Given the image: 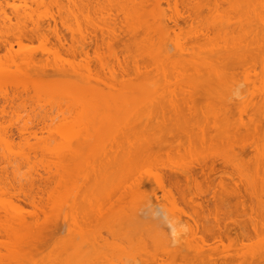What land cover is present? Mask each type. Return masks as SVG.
Segmentation results:
<instances>
[{"label": "rangeland", "instance_id": "obj_1", "mask_svg": "<svg viewBox=\"0 0 264 264\" xmlns=\"http://www.w3.org/2000/svg\"><path fill=\"white\" fill-rule=\"evenodd\" d=\"M38 1L39 0H37V3H35L34 0H25V1L24 0H0V12H1V15H0V32L2 31V33H0V35L6 37V38H4V37L2 38L0 36V38H2V39H0V41H4V40L7 41L9 39L11 41V43H13V51L12 52H6V50H4V49L0 51V65L1 66L4 65L3 67L0 66V73L3 74V72H4V76H5V72L8 71L7 74L8 73L10 74V72H11L12 73L11 75H13V76L10 75L11 77L6 76L4 78V76L0 74V79H1L0 80V82H1L0 91H2V92H0V95L4 92H7L8 95L10 96V95H13L11 93H13L14 91H16V92L18 91L19 93L24 95L23 96V95H20L18 93L20 96L24 97V99H21L22 97L20 98V100L18 99L19 101H17L15 103L16 105L14 104V107H11V109L6 108V110H5L6 113L4 110H2L3 100H2V98L0 99L2 101V102H0V264H54V263H57V264L62 263L63 264L64 262H66V261H64V259L66 260V258H67L66 256H69L70 254L72 255L74 252H75L74 253V256H75L78 249H79L78 254L84 252V254H79V255H81L82 259H80L81 257H78L79 255L76 256L77 259L75 258V260L73 257L70 256L73 261L77 260L79 263L77 261L72 262L71 258L70 259L67 258V260H68L67 264H70L69 261L72 262L71 264H75V263H77V264H90L94 260H95V262L93 264H96V262H98V264H102V262H103V264H109V262H110V264H264V214L260 215V216H249L250 211L247 209L246 212H248L247 213L248 216H244V215L242 216V215H238L237 212L232 211L231 217H236L237 222L235 225H230L229 228L234 229L238 234L246 233L248 235V237L245 238L244 240L242 239V240L238 241L236 244L232 245L228 241H226L227 239H223L224 241L222 243L218 242V240L217 241L213 240L212 238H210V236H208L204 232H201L200 230L198 232L194 231L193 233L189 232V234H188V232H183L182 228L185 227L184 222L187 219H184V221H182V223L177 224L176 223L177 221H175V220L177 219L176 216L178 215V213H176L177 211H175V208H174V212H173V206L170 203H169L170 204L169 205L168 202L164 200L166 206L163 205L164 204L163 203L160 208L159 207L157 208V204H155L156 203L155 199H154L155 201L154 200H152L153 202L151 201L153 204L150 202V199L151 198L153 199V196L150 194L151 193L153 194L154 191H157V192L159 191L158 190V184L156 182L157 181L156 178H158L159 174H161L162 172L165 171V168H166V171L170 170V169L187 170L188 168L196 165L197 163L201 162L205 158L229 157L230 156V150L232 152V150H237V148H239L243 145H248L251 142L256 143L255 146H258V152L260 155L264 152V134L263 135L260 134V137H258V136H259V133H261V132H259L257 134L258 135L257 137L254 136L253 133L250 134L251 135L250 136L248 134V132H243L240 135H238L241 131L238 134H234L235 130H233V128L236 129V127L241 128L242 127L241 124H244V125L249 124L250 126H248V127L246 126V129H248V128L252 129L253 125H251L250 123L254 124L257 122L259 123L258 126L260 128H262V130L264 128V64L263 63L261 64V62H260V60H262V59H260L259 57L256 58L260 63H258V61H257V63H255L256 59L254 60L252 58L255 62L252 63L253 60H251V63L248 62L249 64H246L247 61H244L245 64H241V62H243V59H247L246 57H248V56L245 55L246 57L245 56L243 57L242 55H240L241 54L240 53L239 54L240 58L243 57V59H241L242 61L240 62V64H237L238 62L237 63L235 62L236 65H233L234 64V62H232L233 60L230 59L232 61H230L231 63H228L227 59L229 57L224 56V57H227V59L223 58L224 59L223 60L224 65H225V63L231 64V65H228V67H227V65H225V67H226L225 70L222 69L223 67L221 68L222 70H220L219 66H221V64L223 63V62H220L221 64L218 67L214 64L215 67L214 66L210 67L211 70L209 69L206 72H200L202 65H204L206 63L205 59H203V57H205V55L203 57L201 56L202 58L197 55L199 52H200V54L201 53L203 54V52L206 51L208 48H209V50H207V51H209L208 53H210L211 50L213 49V47L217 46V48H218V46H220L221 42L223 43L221 45L224 46V42H225L224 40H227V38L229 39V37L231 38V36H233L232 37L233 39L231 38L233 41L241 44V42H242V41H240L241 35L236 36L238 33L237 31H239V28H241L240 22L239 23L237 22L241 18V16L239 14H241L242 12H237L238 8H240V7H237V11L234 9V11H233L234 13H233L231 7H235V6L228 7V4L230 6V3H231L230 0L229 1L225 0L226 3L224 2V0L223 1L220 0V1H222L221 3L219 0L217 2L215 0V5L212 3L214 6L211 3H209V6H208V4H206V2H205L206 0H161V1L159 0L160 1L159 3L162 2V4H159L158 5L159 7H157L158 9L156 10L157 5L155 6V3H157L158 0H150L151 2L148 0V2H146V3L144 2L145 5L148 3V9L144 8L145 9L144 10L142 7L144 5V3L143 2H142L143 4L141 3L142 0H137V1L135 0L136 2L134 0H130L132 3H129L130 2L129 0H118V1L113 0L114 2L112 0H110L111 2L109 0H106V1L100 0V3L98 2L99 0H94L97 2V5L94 1H91V0H87V1H91L90 2V4L92 3L91 5L89 3H88V5H86L87 1H85V0H79V2L77 0H75L78 3H80L82 1L81 5H83L84 9H82L83 11L81 12V11H78L80 8L78 7V4L76 2H74V0H68L69 2L67 0H62V2H65V3H62L60 0H44L45 2L43 1V3L42 2H40V3H42L43 5L45 4V5L44 6L39 5L40 7H38V4H39ZM70 1H72V2H70ZM126 1H127V3H126ZM143 1H146V0H143ZM25 2H26V4H25ZM53 2L56 6L53 5ZM107 2H109L111 4V6ZM122 2H123V4H122ZM209 2H211V1L209 0ZM212 2H214V1L212 0ZM227 2H230V3L227 4ZM13 3L17 6H20V7L14 6L17 9L16 8H15V10L12 9ZM57 3H58V5L62 4L64 6L70 5V3H71V5L73 4L72 7L74 9L71 6L69 8L67 7V9H65V7H62V6H61L62 7L61 8V7H59L60 5L59 6L57 5ZM74 3L77 5H74ZM112 3H116V4H114V6H112ZM137 3H138V5H137ZM124 4L127 6H125ZM130 4H132V5H130ZM139 4H142V6L139 7ZM217 4L219 6H217ZM226 4H227V6H226ZM81 5H79V6H81ZM89 5L91 6V8L90 7L87 8ZM93 5H95V6H93ZM74 6L75 7L77 6L78 8L76 7V9H78V10H76ZM124 6L127 7L126 9H128V7H129L130 10L126 11V9H124ZM96 7L98 8V11H97ZM136 7L137 8L139 7V9L142 8V10L140 9V11H139L140 13L138 11H136L137 10ZM211 7H212V9H211ZM227 7H228L229 12H231L232 14L228 13L226 15V11L224 12V10H227ZM243 7H245V6H243ZM18 8H20V11ZM45 8H47V9H45ZM81 8H82V6H81ZM209 8L211 10H209ZM229 8H231V9H229ZM68 9L70 10L69 12H68ZM84 10H86V11H84ZM122 10H124V11H122ZM235 11H236V13H235ZM2 12H5L6 14H4ZM23 13H25V16L24 15L23 16L26 18H24V17L22 18ZM58 13L60 14V17H59ZM86 13H88L89 19H87L88 16H86L87 15ZM20 14H21V16H20ZM27 14H29V15H27ZM164 14H165V16H164ZM229 14L231 17L229 16ZM5 15L8 16L9 18L8 17L5 18ZM51 15H53V17H51ZM127 15H129L128 18L132 16V18H130L132 21H129L130 19H128V21H127V18H126ZM141 15L142 16L144 15V17H146V18L141 17ZM156 15H157V17H156ZM158 15H160L162 18ZM234 15H235V17L237 15H239L237 17V19H239V20H235ZM30 16H32V18H30ZM232 16L234 19L232 18ZM104 17H106L105 20L107 23H104V21H103ZM138 17L140 18V20L138 19ZM19 18H20V20L21 19L23 20L22 24H23V22L25 24V25H22V26H24V30L26 31L25 36H24V32L19 33V29L20 28L23 29V27L19 23V22H21L19 20ZM107 18H108V20H107ZM142 18H143V20H142ZM164 18L166 19V21H168V19H170V18H171V20L173 18L175 20L178 19L179 20L178 21L179 26H175L174 23H172V21H171V23H169V26L171 27L170 30L169 31L167 30L168 32L166 30H163L164 28H166V27L163 28V25H165V24L162 25V23H163L162 21L165 22ZM218 18L223 19L222 22L227 20V19H231V21L230 20L226 21L229 24L235 23V22L238 23V24L235 23L236 25H233V26H235L234 28H236V29L233 28L235 31L230 30L231 29L230 27H232V24H231V26L229 25L230 27H228V30H227L226 28H224L227 25V23H225L226 24L225 26H224V22L221 23L220 31H221V29L224 28V29H226V32L223 29L226 34L229 32L228 35H226L223 32V30L221 32H219V33L223 32L221 35V39H223L222 37H224V36H229V37H226L225 39H223L224 42L222 40H220V38L218 36V34H219L218 33L219 28H217V27H219L218 21L221 22V20H216ZM2 19H4V20L1 21ZM9 19H11V23L13 26L10 25ZM86 19L89 21H87ZM92 19H94V20H92ZM156 20L158 21V23ZM233 20H235V21H233ZM34 21H35V24H34ZM101 21H103V23L107 27ZM125 21H127V22H125ZM214 21H216L217 24ZM3 22L6 25H3ZM5 22H7V23H5ZM88 22H89V25H88ZM31 23H33V25ZM36 23L39 24L38 25L39 27L43 26V28H44V26H47V25L51 27V28L49 27L50 30L48 28V30H49L48 32H47V30L45 31V33L46 32L47 33H46V35L44 34V36H45L44 38H42L43 36L41 38H39L41 35L39 37H37L38 34L36 36V33L34 32V28L37 27ZM90 23H91V25H90ZM157 24H158V26H159V24H161L162 30L160 32H162V31L164 32L162 34H163V37H165L164 39H166V40L163 39L162 34L160 32H158L159 34L155 33L156 32L155 30L159 29L158 26H157V28L155 27ZM215 24L217 25V27ZM242 24H243L242 30H244L245 29L244 27H246V26L244 23H242ZM14 25H16V27H18L17 25H19L20 28L18 27V30H17V29H15ZM207 25H209V26H207ZM174 26L177 28H173ZM214 26H215V28H217L216 30L214 29ZM222 26H223V28H222ZM39 27H38L39 32L40 31L42 32V30ZM101 27H102V29H105V28H108V29H106L104 31V30H101ZM109 27L114 28V31H113V28H112V31H113V33H115L114 34L115 36L116 35L118 36V38L114 42L113 46H111L109 49H107V46H103L102 48H97V44H95L97 40L95 41L96 37L94 35L97 34L96 35L97 37L98 36L101 37V35L104 34V33L100 34L99 30L105 32V34L108 35V32L111 29ZM147 27H148V29H147ZM206 27H207V29H206ZM209 27H211V28H209ZM237 27H238V30H237ZM86 28H88V29H86ZM45 29H47V28L45 27ZM71 29H73V30H71ZM74 29H77L80 33L77 34L76 33L77 30H74ZM128 30L129 31L131 30V31L129 32ZM145 30H146V32H145ZM35 31H37V30H35ZM88 32H91V33H88ZM110 32H111V30H110ZM172 32L174 33V35H172L173 34ZM246 32H247V30H246ZM246 32L245 33L241 32L242 35H244V37H246L245 36V34H247ZM43 33H41V34L43 35ZM98 33L100 35H98ZM147 33H148V35H147ZM165 33H167V34L169 33V36L166 35ZM210 33H211V35H210ZM230 33H231V36H230ZM91 35L94 37H92ZM158 35H160V36L158 37ZM170 35H171V37H170ZM58 36H63L64 38H66V40H67V45L65 47L66 49L60 48V46H59L60 44H58V41H57ZM80 36H82V37H80ZM83 36H84V38H86V37L87 38H89V37L93 38L92 40H89V43L91 44V46L89 48L90 49V53H89L90 56L88 57V59L85 58L84 56L80 57L78 55L74 56L77 58H74L73 54L71 53L72 51L69 49L72 46L78 45V43L82 41L81 38H83ZM166 36L170 37L173 40V41L170 40V43H171V41L173 42L172 46H171V44L169 46V41H168L169 38H166ZM215 36H217L219 38V40L216 37V39L218 40V42H217V40H215L217 42V45L215 46L213 44V46L211 47V45L209 46L208 44L209 43L212 44L211 41L215 38ZM234 36H236V37H234ZM18 38H21V41H22L21 45L18 44L19 43ZM247 38H248V35L245 38L246 42H248ZM74 39L77 41H75ZM80 39H81V41H80ZM144 39L145 40L148 39V40L144 41ZM162 40H164L165 42L163 41V43L161 44ZM177 40L179 41V43ZM176 41H177V43H176ZM205 41H206V44H205ZM158 42H159L160 47L164 44L165 48L162 46L163 48L160 49V51L163 49L161 51L162 53L156 47L158 45L157 44ZM244 42L245 41L242 42V45L244 44ZM178 44L181 45V48L182 47L185 48V49L182 48V53H185V54L187 53L186 56L189 57L190 55L192 56L195 54L192 57L190 56L189 59L186 57L183 58L184 62H187L186 66H184V64L182 65L179 63L180 59H181V61L183 60L182 58H180V56H182L184 54L177 55V54H181V53H177V52L181 51V49L178 50V47H176ZM167 45L169 46L170 51L166 47ZM204 46H207V47L209 46V47L208 48L206 47V49H205ZM201 48L203 49V52H202ZM155 50H156V52H155ZM164 51L166 53H164ZM154 52H155V54H154ZM157 52L161 53V54L159 53L160 56L158 55ZM170 52H171V54L174 55V59L172 60L173 63H175V64L177 63V65H175V64H173V65L177 66V68L175 66L173 67L172 61L167 60L169 58L165 59L166 58L165 56L170 55ZM49 53H51V54H49ZM110 53H111V55H110ZM208 53H206V56L210 55ZM156 54L158 55L159 59L156 57ZM164 54H166V55L164 56ZM204 54H205V52H204ZM32 55H33V57H32ZM114 55H116L117 58ZM173 55H171L170 57L173 58ZM215 56H217V55H215ZM167 57H169V56H167ZM32 58H34V60H36L37 64L35 61L32 60ZM191 58L192 59L194 58V60L195 59L198 60V58H199V60L203 59V62H205V63H203L201 61H197V60H195V63L191 62L192 61V60H190ZM220 58H221V56L219 57V59ZM118 59H119V61H116ZM206 59H207V57H206ZM208 59L206 61H208ZM233 59H236V58H233ZM39 60L42 62L41 65H40ZM165 60H167L168 62H166ZM11 61H13L12 62L13 66H12ZM15 61H17V62H15ZM79 61L82 64L79 63ZM209 61H210V59H209ZM209 61H208L209 64H211L212 62L216 63V61H212V62L211 61L209 62ZM196 62H199V63L196 64ZM45 63H46V65H45ZM55 63H56V65H55ZM70 63H72V64H70ZM5 64H7V65L5 66ZM14 64H16V66ZM26 64H27V67L25 66ZM178 64H180V67L178 66ZM20 65H22V66H20ZM81 65L84 67H82ZM171 65H172V67H171ZM193 65H194V67H193ZM206 65L208 66V64H206ZM206 65L203 66V69L206 67ZM37 66L40 69L37 70ZM158 66L159 67L162 66L163 69L164 68L165 69L162 71V70H160V68ZM28 67H30V68H28ZM31 67L33 70L36 71V73L38 71L40 73V70H42L41 69V67H42L44 70H46V71L43 70L42 72H45V75H47V76H42V78H39V77H36V75H37L36 73H35L36 75H34V77L31 76L34 74V73L31 74L32 73ZM56 67L59 68V70L62 68L65 71L62 70L61 73H59V71H58V73L60 74L59 75V74H57V70H56L57 68ZM78 67H80V68L82 67L81 68L82 70H79L80 68L77 69ZM88 67H89V69H88ZM185 67H186V69H185ZM189 67H193L194 69H190ZM196 67L199 69L197 70ZM27 68L29 70L30 69L31 70L29 71ZM85 68H86V70H84ZM106 68H108V69H106ZM135 68L138 69V70L136 69L137 72H134ZM180 68H182L183 71L186 70L185 71L186 73L181 72ZM208 68H209V66L206 68V70ZM90 70H92L91 72L94 74L91 73V75L89 76ZM111 70H112V72H114L113 74L116 75L115 78L113 77L115 75H113V74L110 75V73H112ZM73 71H76V72L78 71L79 73L85 72L86 73L85 75H87V72H89L87 75L88 77L86 76L87 77L86 82L89 81L90 78L92 80V81L90 80V82H94L95 80L96 81L98 80L99 86H98V84H91L89 82V83H86L88 87L85 90L81 89L82 85L85 88L86 84L85 83L81 84L80 82H78V80L81 81L80 77H78V76L77 77L79 79L75 80L76 79V77H75L76 72L73 73ZM130 71H132V74H134V75H132V74L130 75ZM165 71H167V72H165ZM225 71H226V73H225ZM13 72H15V73H13ZM63 72L66 74V76ZM194 72H196V73H194ZM220 72L222 73L221 76H220ZM62 73H63V75H61ZM95 73H98L100 75H98V74L96 75ZM168 73L171 75V78H170ZM192 73H194V75ZM195 74H197V76ZM85 75L83 73V77ZM92 75L96 76V77H94L95 80L93 77H91ZM104 75H106V76H104ZM187 75H190V76H187ZM202 75H204V76L202 77ZM27 76H29V77H27ZM60 76H65V77L70 76V77L65 78V77H60ZM71 76L73 78H71ZM97 76H99V77H97ZM110 76H112V78ZM172 76H174V77H172ZM30 77H33L34 79L30 78ZM35 78L43 79V80H41L42 82L36 81L37 79H35ZM69 78L71 79V81L74 79L75 82L77 81L79 83V86H81L80 90L77 89V88H79V87H77L78 83H75V85H71V89H72L71 93H70V91H68L69 88H68V90H67V87L65 88V86H67V84H68L67 81L70 80ZM106 78H110L111 80L106 79ZM58 79H60V81H57ZM74 81H72V82H74ZM106 81H107V83H106ZM111 81H112V84H111ZM129 81H130V83H129ZM100 82H101V87H100ZM94 83H96V82H94ZM208 84H209V86L211 85L214 88L216 87L217 90L220 91L219 95L222 94V96L225 97V99L228 96L227 93H229L230 96H228V98L230 99V97H233V99H235L234 101H236L235 105L233 103H232L233 105L227 104L230 106V108H229V106H227L225 103L226 100L218 102V101H216L217 99H215V100L211 99L212 101L208 99L209 101L206 100L208 102L206 104V102H204L205 99H204V101H202L203 99H199V97H197L196 94H194L195 90L197 91V89H200V88H202V86H205ZM51 85H53L54 87ZM89 85L92 88L93 87L96 88V89L93 88L94 94H93V92L90 91L91 88H89L90 87ZM133 85H135V87ZM200 85H202V86H200ZM61 86H63V87H61ZM72 86H75V87H72ZM106 87H108V89H105ZM131 87H134V88L132 89ZM205 87H207V86H205ZM75 88L77 89V91H82V90L84 92L86 90L87 91H86V93H84L82 91L84 93L83 94L81 92L82 95L80 93L79 94L76 93L77 94V96H76V94L74 95L75 92L73 93V90ZM88 88H89L90 92H88ZM100 88L103 91H99V90H101ZM214 88H212V89H214ZM76 89H75V91H76ZM93 89H92V91H93ZM97 89H99V90H97ZM63 90L68 91V94H67V92L65 93V97H64V92H62ZM104 90H108L109 94L112 93V95L111 94L108 95V93H107L108 91H106L107 94H105ZM124 90H127V92ZM97 91H99L100 93L103 92L105 94V96L103 94H101V96H99V93ZM137 91L138 92L140 91V92L135 94V92H137ZM16 92H14V93L17 95ZM122 92L124 94L126 93V95L123 94V97L125 96L124 97L125 99L124 98L123 99H124V101L126 100L123 103L120 102L121 96H117L118 94L122 95L121 94ZM201 92H203V90ZM212 92L214 94V92H216V90L215 91L212 90ZM72 93L74 95V97H72V100L74 99L75 102L70 100ZM88 93H90V94H88ZM95 93H97V95ZM148 93H149V95H148ZM151 93H152V96H150ZM170 93H171V95H173V98H171V100H170L173 103H171L169 100L166 99L167 97L171 96ZM60 94L61 95L63 94V95L61 96ZM140 94L142 95V98H144V100L146 99V101H144L143 103L140 102L141 104L139 107V102L137 104H135L136 103L135 101H137V100H135V98L137 97V99L139 98V100H140L141 99ZM165 94H169V96L165 95ZM177 94L178 95L182 94V96L179 95L181 97L180 99H182V104H184V101L186 104L188 103L187 104L188 109L186 108L187 111H189V108L190 107L192 108V106H193L192 109H193L194 115H195L194 108L196 107L197 102L198 103L204 102L202 105L200 104L201 107L197 108L199 110H201V109L202 110H201V112L199 110H198V112L196 111L197 113L200 112V114L194 117L195 120L192 116L193 119H192V123H190L189 128L193 129V128H191V126L192 127L195 126V128H197V129L200 128L198 130L196 129L197 133L196 132L195 133L198 134L199 130H200L199 132L202 131L201 128H203V126H204L203 124H205V125L207 124L206 126H211L210 130L208 129L209 127H207L206 129L203 128V130L204 129L205 130L202 132L203 133L207 132L206 133L207 136L204 134L205 137L208 140L213 139V141L210 144H208L207 147L201 148L202 150L200 149L198 151L191 152L190 148H189L190 146L187 145V143H186V141H188V140L186 139L185 133L188 131L186 130V132H184L185 128H183V129L180 128V129H177V131H176L175 128H177V126L174 128H171V129H168L166 127L169 131L170 130L172 131L171 132L172 134L173 133L179 134V137L180 136L182 137L180 141H182L181 143H183V144H181L179 142L178 139H180V138H178L177 135L172 136L171 133L169 135H167L166 133H168V132H166L164 134H166L170 138L167 137V138H169V139H167L165 137V135H164V137L167 140H170L171 138L173 139V137H174L175 138L174 142H176L175 144H179L181 146L183 145L182 148L178 145L181 149L178 150V153H176L175 150H177V148L173 147L172 150L174 149V154H172L171 157H168L167 156L168 154L166 156L164 154V152H168V153L172 152L169 149L168 150L165 149L164 152H162V153L160 152V153L154 155V156H156L157 160H158V157L161 158L162 161L158 160L160 162H156V159H155V161L152 162L153 157H151V160L142 161V159H144V158L146 159L148 157L138 158L136 156L137 155L136 153H138L136 148L135 149H133V148L129 149L130 143H132L133 145H135V144L137 145L138 141H140V143H141V140H139V139L143 138L142 137L143 133L141 135H137L136 133H133V131L137 132L136 129L139 126L138 123H140V121H141L140 119L142 117H143V119H146V121H148L146 118V116H148V114L150 113V112L146 113V112H148V110L151 112H152V110L154 111L153 113H150V115L151 114L153 115L152 117H156L155 114H157L158 110L160 111L162 106H166L167 109L169 108L171 111H173V109L177 110L176 105H172L175 107L170 106L171 104H174V103L176 104L178 102V101L177 102L174 101L175 97H176L175 100L176 99L180 100L178 98ZM2 95H4V94H2ZM66 95H70V97H67ZM93 95H96V96L94 97ZM163 95L167 96V97H164ZM192 95L196 96V98L199 101L195 97H193ZM206 95H205V97H206ZM103 96H104V99H103ZM133 96H135V98ZM81 97H83V98H81ZM118 97H120V98H118ZM145 97H147V98H145ZM163 97L165 98V100ZM208 97H210V93H209ZM211 97H213V96H211ZM154 98H155V100H154ZM215 98H216V96H215ZM85 99H87L89 101L88 103H90V104H87V102H86L87 100H85ZM147 99H149V100L147 101ZM168 99H170V98H168ZM193 99H194V101H193ZM130 100L135 102L133 104V107H134V105H138V108L137 107L133 108L134 111H132V112L130 110L132 108V105L130 104L131 103ZM141 100H143V99H141ZM150 100L154 104H152L150 102ZM76 101H77V103H76ZM95 101H97V102H95ZM162 101L163 102L165 101V103L167 101H169L170 105L165 104V103H163V105H162L161 104ZM115 102H116V104L118 103L117 105L119 107L122 106V107H120V109H122L124 112L127 109V107L131 106L130 109L128 108L126 110V111H128V113H125V114H127L126 115L127 117L129 114L128 119L130 121L128 119L127 120L124 119V121H123L124 123L122 124V126H121V124H120V126L118 124V126L121 128L117 127L118 129H115V130H118V131H115V133H114L115 135L110 134L112 137L109 136V133L107 136H104V134H103L104 132H103L102 133L103 138H101V139L103 141H106V142H103L101 140L103 142V144L101 142V145L99 146V143L96 144L95 140H93L95 134L98 133L97 130L99 129L98 131L101 132L102 125H103V128L105 126L104 124L101 125L99 122L100 121L103 122L105 117H106L107 119L105 120V124H107L106 122H108L109 115L111 116V117H109L110 122H114V120H113L114 117L117 118L118 114H119L120 117H118V118H121V114H124L123 111L121 114H120V111L119 112L116 111V108H119V107L116 104H114ZM189 102H191V104ZM105 103H107V104H105ZM145 104H146V106L147 105L150 106V104H151V106L153 105V106H155V108L152 107V110H151L150 107L144 106ZM158 104L159 105L161 104L160 109H159V107H157V106H159ZM179 104H181V102ZM189 104H190V107L188 106ZM114 105L117 107L115 108ZM184 105H183V109L185 108ZM72 106L74 109L72 108ZM142 106H144V107H142ZM177 106H178V103H177ZM179 106L177 108H179ZM79 107H80V109H79ZM226 107L229 109L225 110ZM67 108L68 109L71 108V110H73V111H71L70 109H69L70 110L69 111ZM99 108H101V109H99ZM110 108L112 110H110ZM139 109H142V110H139ZM137 110L140 111V113H137ZM179 110H181V109L179 108ZM164 111H162V112L164 113ZM189 112H190L189 114L191 115L192 114L191 111H189ZM115 113L117 115H114ZM158 113H160V112H158ZM177 113H178L177 111H176V114L174 113L175 116L177 115ZM125 114H124V116H125ZM134 114H135V117L133 118ZM137 114H138V116H137ZM139 114H141L142 117L139 118ZM160 114H162V113H160ZM174 114H171V115L173 116ZM186 114H187V112H186ZM189 114L187 115V117L190 118ZM89 115H90V117H89ZM183 115H185V114H183ZM78 116L83 120L78 118ZM76 117L78 118V120ZM131 117L133 119L139 118V121L136 120V122L138 121L137 122L138 126L137 127L135 126V130L133 129V127L136 123L134 120L132 121ZM148 117L150 118V116H148ZM122 118H124V117L122 116ZM84 119H85V121H84ZM156 119H159V118H156ZM178 119L180 120V118H178ZM75 120H76V123H75ZM122 120L123 119H121L120 121H122ZM150 120H152V119H149V121ZM163 120L165 121L166 119L163 118ZM193 120H194V122L197 121L196 123L199 124L198 127L196 124H194ZM252 120H253V122H252ZM77 121H79L78 122L79 125L77 124ZM118 121H115V122L118 123ZM144 121L145 120L142 121L141 126L143 123H145ZM149 121H148V123H149ZM167 121H168V119H167ZM151 122H153V120L150 121V124H151V126L153 125V127H154L156 122L154 124ZM176 122H175V124H176ZM184 122H185V120H184ZM189 122H191V121H189ZM189 122H188V124H189ZM74 123L76 126L75 125L73 126ZM208 123L211 125H208ZM93 124L95 126H93ZM97 124L101 125V127H100L101 130L99 127L97 128V126H99ZM108 124L106 126L110 127V125H108ZM124 125H127V126H125L126 130H123V129H125ZM143 125H145V124H143ZM141 126H139V128ZM146 126H148V124ZM163 126H161V127H163ZM173 126H175V125H173ZM256 126H257V124H256ZM74 127H76V128H74ZM153 127H150V128L154 129ZM179 127H183V126H181V123H180ZM185 127L189 130L188 126H185ZM40 128H41V130H40ZM130 128L133 129L132 132H130L131 131ZM141 128H143V126ZM17 129L19 130L18 132H21V131L23 132L22 129L25 130L24 134L25 133L26 134L24 135V137L25 136L26 137L25 138L23 137L24 139H22V137H19V135L22 136V134H19L17 132ZM145 129L147 130V128H145ZM156 129H155V131H156ZM89 130H91L92 132H90ZM109 130H110V128H109ZM162 130H163V128H162ZM86 131H89V132H86ZM138 131H139V129H138ZM148 131H150L149 133L153 132L151 130H148ZM34 132H36L37 134H31ZM69 132H71L72 134H69ZM107 132H108V130H107ZM107 132H105V134ZM140 132H141V130H140ZM77 133H78V135H77ZM88 133H90L91 136L94 133L93 134L94 136L91 137ZM146 133L147 132H145V134ZM162 133H163V131H162ZM262 133H264V132L262 131ZM63 135H64V138L62 137ZM121 135L122 136L124 135L126 140L124 139V137L122 139ZM130 135L132 137H134L133 138L134 140L136 139L135 142L132 138H131V140H133V141L128 139V136L130 137ZM149 135H151V134H149ZM188 135H190V134H188ZM198 135H201V134H198ZM86 136L89 138L87 139ZM99 136H100V134H99ZM108 136L110 137L109 140L106 139ZM138 136H141V137H138ZM160 136H163V135L159 134V137ZM66 137L68 140L65 139ZM70 137L72 138L71 139L72 142H71V140H69ZM95 137H97V136H95ZM201 137H203V134L201 135ZM252 137L253 138L256 137V139L255 138L253 139ZM120 138L122 139V140H120L121 144H123L124 142L126 143V144L124 143V147L120 143H118ZM137 138H139V139H137ZM153 138H155V136ZM206 138H202V139H206ZM145 139L146 138L144 137L143 140H145ZM89 140H92L93 142H95V144L97 146H99L97 150L95 149L96 146L94 147V149L96 151H98L99 154L101 153L99 156H97L98 153H96L97 155H95L96 151H94V149H92V152H90L89 149H91L90 146L92 147V141H90L91 142L90 143ZM97 140H100V139H97ZM116 140H118V141H116ZM82 141H85V142H82ZM73 142H74V144H72ZM77 142H78V145H76ZM80 142H81V144H83V143H85V144L81 145ZM113 142H115V144L118 143V145L116 144L117 147L115 146V148L119 151V152L117 151L118 153H120V150L125 148L124 151L122 150L123 151V160H122L123 162L122 161L119 162L121 172L119 174L117 173V175H116V177L118 176L121 179H120V181H118V179L115 176L111 175V177H115V179H114L115 181L113 179H110V178H109V180H112L115 185L111 184L113 186V187H111L110 183H108L109 182V180H108V182L105 183L106 184L105 185L106 187L104 186L105 188L104 187L99 188L100 186L99 187H97V186L99 184L101 185V183H99V184L97 183L98 184L97 186H95V184H94V182L96 180L95 176L97 175L96 171L98 172V170H96V169H97V167L103 168L102 166L105 165L104 164L105 162L103 160L104 158H102V156H105L107 158L106 160H108V158L111 159V156H113V154L114 155L118 154V153L114 152V150H116V149L113 147L114 146ZM147 142L149 143V141H147ZM151 143H152V141H151ZM172 143H173V141H172ZM108 144H109V146H108ZM169 144H171V142ZM68 145H70V146H68ZM74 145H76V146H74ZM120 145H121L122 149L120 147H118ZM65 146H66V148H65ZM80 146H81V148L84 146V148L81 149V148H79ZM86 146H87V148H85ZM107 146H108V148H107ZM110 148H111V150H110ZM138 148H140V146H138L137 149ZM70 149H73V150L70 151ZM74 149H76V151L79 149L80 152H78L79 151L78 150L77 151L78 154H77V153H75L76 151L74 152ZM130 150H131V153L129 152ZM72 151L75 154H73ZM61 152H63V153H61ZM132 152L134 153V155ZM68 153L70 155H68ZM129 153L131 154V156L136 157L135 159L137 160L138 164H134L136 162L133 161V165L135 168L133 167L132 163H131L132 166L130 165V163L127 164V166L130 165V168H131L128 170L125 166L126 164H124V163H125V159H128L127 154H129ZM60 154H62V155H60ZM72 155H73V158L70 157ZM257 155H258V153H257ZM119 156L120 155H116L115 158H119L118 160H120ZM169 156H170V154H169ZM113 158L111 160H113ZM115 158H114V160H115ZM109 163H110V161H109ZM119 164H117V165H119ZM113 165L114 164H112V166ZM120 168H118V169L116 168L117 170H115V168H114L115 171L114 170L113 171L115 172V174H116V171L119 172ZM253 168L254 167L242 169V172H243L242 181L244 184L247 182L258 183V185L261 187V184H260L261 181L257 180V177L253 172L254 171ZM104 169L105 168H103V170ZM125 171H126V173H125ZM228 171L230 174L234 173L233 168H229ZM114 172L112 174H114ZM129 172H131V173H129ZM103 173L104 172H102V174ZM155 173H156V175H155ZM125 175H127L129 177H127ZM94 177H95V180H93ZM141 177H144V178L141 180L140 179ZM97 178H98V176H97ZM238 179H240V178H238ZM133 180H134V182H133ZM138 180L144 182V187L139 186ZM235 180H236V182L237 181L239 182V180L234 179V181ZM101 182L103 183L104 181H101ZM231 182L232 181H230V183ZM119 183H120V185H119ZM135 183H136V186H138V187H135ZM38 187H41V191L36 190ZM139 188H141V189L139 190ZM215 188L217 189V187H215ZM263 190H264V188H263ZM193 191L195 192V189H193ZM25 195H27V197H28V195H32V197L34 198V204L33 205H30V203L28 204L29 201L26 200L27 198H25ZM148 196L150 197V199H148L149 198ZM158 196H159L160 202L162 203V201H163V199L161 197L162 193L158 192ZM76 198H77V200H76ZM263 199H264V197H263ZM146 200L147 201L149 200L148 203H150V205L152 204L153 207H151L147 203L150 208L148 206L146 208V202H147ZM197 201L201 202V200H197ZM80 202L82 203V205L80 207H78L79 206L78 204ZM140 204H141V206H140ZM138 205H139V208L137 207ZM143 206H145V207L142 208ZM81 207H82V209H81ZM86 207H88V208H86ZM103 207H105V208H103ZM152 208H154L156 210H154ZM79 209H81V211H78ZM95 209L98 211H96ZM144 210L145 211L147 210L146 213ZM148 210L151 213L153 212L152 213L153 216L152 215H150V217L148 216L150 214V212H148ZM139 211H141V212H139ZM74 212H75V214H77V216L74 214V217H73L72 215ZM91 212L94 213L95 216H93V214H91ZM95 212H96V214H95ZM155 212H158L159 214L157 213V216H156ZM135 214L136 215L137 214L142 215L143 220L140 219V220H142L141 222L139 220L140 223L137 220H136L137 222H134L135 224L132 223V221H135L134 220V216L136 218ZM17 215L19 218H21L23 216L22 217L23 219L21 218V220L25 219V221H23V222L21 220L19 221V218L16 219L17 221L14 220L17 217ZM240 216H242V217H240ZM68 218L70 220H68ZM137 218H141V217L139 216ZM77 219L81 220V223H83V225L81 223H79V220L77 221ZM130 220H131V222H130ZM173 220H174V222H173ZM27 221H28L29 225L27 224ZM16 222L17 223L19 222L18 224H20L21 226L18 225ZM25 222L27 224L26 226L24 224H21V223H25ZM136 223H138V225ZM169 223H171L172 225L176 224L175 225L176 228H179V229L181 228L182 231L180 233L178 232L177 234L175 231V234H174L172 229H171L172 228L171 224H169ZM75 224L78 227V229L75 226ZM22 225H24V227H22ZM25 227H27V228H25ZM76 229H77V231L73 232V230H76ZM79 229L81 231H79ZM89 230H90V232H89ZM92 230H94V231H92ZM82 232L84 233V235ZM95 232L96 233L98 232V233L96 234ZM88 233H90V234H88ZM74 234H75V236H74ZM80 235L82 237L79 238ZM86 235H88L87 239L93 237L92 241H90V239H89L87 242H85L87 240L86 238H84V237H86ZM89 235H92V236L90 237ZM100 236L102 237V239ZM76 237H77L78 241H76ZM73 238L75 239V241ZM81 239L84 240L83 243H82V241H80ZM176 240H178V241H176ZM175 242L178 244V246H177V244H175ZM179 242H181V244H179ZM77 243H78V245H77ZM93 243L96 245V248H95V245ZM73 244L75 247L79 246L80 248L78 247L77 250L75 249L76 250L75 251L73 248ZM79 244L82 246H80ZM90 244L94 245V246H92V245L91 246L94 247V250H96V251L92 250V247L89 246ZM180 245H182V246L180 247ZM175 246H177V248ZM83 247H85V249L86 248L87 249L86 250L81 249ZM83 250H85V251H83ZM175 251L177 253L179 251L178 254L180 256L178 254L175 255L174 254ZM63 252L67 253V254H63L66 258L61 256V253H63ZM86 252H88V254L89 253L91 254V256H90L91 258L89 257L90 254L88 255ZM91 252H96L95 258H94V256H92L94 254ZM85 254H87V255H85ZM181 256H183L184 258ZM60 257H62L63 260H62V258L60 259ZM88 259H89V262L91 261L90 263L87 261ZM80 260H83L84 262L80 261ZM108 260H109V262H108ZM106 261H107V263H106ZM64 264H66V263H64Z\"/></svg>", "mask_w": 264, "mask_h": 264}, {"label": "bare ground", "instance_id": "obj_2", "mask_svg": "<svg viewBox=\"0 0 264 264\" xmlns=\"http://www.w3.org/2000/svg\"><path fill=\"white\" fill-rule=\"evenodd\" d=\"M25 1V0H24ZM35 1V3H37V0H34ZM43 1L44 0H39L38 1V7H40L39 5H43L42 3H43ZM61 2H62V0H60ZM68 1V0H67ZM78 2H79V0H77ZM85 1H87V0H85ZM91 1H94V0H91ZM91 1H87L86 3V5H88V3L90 4V2ZM106 1V0H105ZM110 1V0H109ZM113 1V0H112ZM116 1H118V0H116ZM115 1V2H116ZM130 1V0H129ZM135 1V0H134ZM137 1V0H136ZM135 1V2H136ZM150 1V0H149ZM161 1V0H160ZM159 0L157 1V3H155V6H156V10L158 9L157 7H159L158 5L159 4H162V2L161 3H159L160 2ZM208 1V2H207ZM211 2H209V0H206L205 2H206V4H208V6H209V3H213L214 5H215V0H213L214 2H212V0H210ZM218 0H216V2H217ZM220 1V0H219ZM223 1V0H222ZM222 1H220V3L222 2ZM229 1V0H228ZM240 1V2H239ZM40 2H42V3H40ZM45 2V1H44ZM69 2V1H68ZM70 2H72V1H70ZM74 2H76L75 0H74ZM78 2H76L77 4H78V7L80 8L79 10L78 9H76V7H75V9L76 10H78V11H83L82 9H84L83 8V5H81L82 4V1L80 2V3H78ZM95 3H96V5H97V2L96 1H94ZM93 2V3H94ZM99 3H100V0L98 1ZM102 2V1H101ZM111 2V1H110ZM114 2V1H113ZM146 3V2H148V0H146V1H141V3ZM151 2V1H150ZM224 2H225V0H224ZM231 2V3H230ZM230 2H227V4L228 3H230V6H229V4H228V7H231V6H235V7H231L232 8V12L234 11V9L237 11V7H240V8H238V11L237 12H242L241 14H239L240 16H241V18H240V20L239 19H237V17L239 16V15H237L236 17H235V15H234V17H235V20H239V21H237L238 23L240 22V24H241V28H239V31H237L238 30V27H237V35L236 36H240L241 35V40L240 41H245L244 42V44L242 45V42H241V44L240 43H236L235 41H233L232 39V37L233 36H231V33H230V36H231V38L229 37V36H224V37H222L223 39H225L226 37H229V39L227 38V40H224L223 41V39H221V35H222V33L224 32V30H225V32H226V29L228 30V27H230L231 26V24H232V27H230L231 29L230 30H233V31H235L234 29H236V28H234L235 26H233V25H236V24H238L237 22H235V23H231V24H229V23H227L226 21L228 20H230L231 21V19H227V20H225V21H223L224 22V26L226 25L225 23H227V25L224 27V28H226V29H224L223 28V26H222V28L224 29H221V31L223 30V32L222 33H219V32H221L220 31V28H221V23H223L222 22V20L223 19H220V18H218V19H216V20H221V22L220 21H218L219 23H218V25H219V27H217V22L216 21H214V22H216V27L217 28H219L218 30V33L220 34H218V36H219V38H220V40H222L223 42H224V46L223 45H221V44H223L222 42H221V44H220V46H218V48H217V42H218V40H219V38L217 37V36H215V38L211 41V43L212 44H208L209 46L211 45V47L213 46V44L216 46V47H213V49L211 50V52L210 53H208L209 51H207V50H209V46L207 47V46H204L205 47V49H206V47L208 48L206 51H204L205 52V54H204V52H203V49H202V52H203V54L201 53L200 54V52L197 54L199 57H203L204 55H205V57H203V59H205V62H203V59L201 60H199V58H198V60L197 59H195V60H197V61H201V62H203V63H205L204 65H206V64H208V66H209V68L206 70V68L208 67L207 65H206V67L203 69V66L204 65H202V67H201V71L200 72H206V71H208L209 69H210V67H212V66H214V64L218 67L221 63L220 62H223V58H226L227 59V57H229L227 60H228V63H231L230 61H232V62H234V64L233 65H236L235 64V62L237 63V64H240V62L242 61L241 59H243V57L245 56V55H247L248 57H246L247 59H243V62H241V64H245V62L244 61H247L246 62V64H249V63H251V60H255L256 58H260V59H262V60H260V62H261V64L263 63L264 64V0H230ZM47 3V2H46ZM62 3H65V2H62ZM106 3V2H105ZM104 3V4H105ZM107 3H109V2H107ZM117 3V2H116ZM116 3H112V6H114V4H116ZM120 3V2H119ZM126 3H127V1H126ZM129 3H132L131 1L129 2ZM140 3V2H139ZM142 3V4H143ZM145 3H144V5L142 6V4H139V7H143V9L144 8H147L148 9V3L145 5ZM219 3V2H218ZM226 3V2H225ZM10 4V3H9ZM8 4V5H9ZM25 4H26V2H25ZM69 4V3H68ZM77 4H75L74 3V5H77ZM92 4V3H91ZM90 4V5H91ZM103 4V3H102ZM110 4V3H109ZM122 4H123V2H122ZM212 4V5H213ZM227 4H226V6H227ZM243 4V5H242ZM45 5V4H44ZM43 5V6H44ZM53 5H55L54 4V2H53ZM57 5H58V3H57ZM60 5V4H59ZM58 5V6H59ZM73 5V4H72ZM72 5H71V3H70V5H60L59 7H65V9H67V7L69 8L70 6L72 7ZM79 5H81L82 6V8H81V6H79ZM88 6L87 8H91V6ZM125 5V4H124ZM130 5H132V4H130ZM135 5V4H134ZM137 5H138V3H137ZM213 5V6H214ZM10 6V5H9ZM14 6H16V7H20V6H17V5H15L14 3H13V8L12 9H14L15 10V8L16 7H14ZM47 6V5H46ZM45 6V7H46ZM56 6V5H55ZM93 6H95V5H93ZM110 6H111V4H110ZM123 6V5H122ZM125 6H127V5H125ZM124 6V9H126L127 7H125ZM146 6V7H145ZM161 6V5H160ZM217 6H219L218 4H217ZM243 6H245V7H243ZM26 7V6H25ZM61 7V8H62ZM77 7V8H78ZM119 7V6H118ZM133 7V6H132ZM139 7L137 8L136 7V11H140V9L142 10V8H140L139 9ZM228 7H227V10H224V12L226 11V15L228 14V13H231V12H229V10H228ZM73 8V7H72ZM231 8H229V9H231ZM17 9V8H16ZM19 9V11H20V8H18ZM44 9V8H43ZM45 9H47V8H45ZM74 9V8H73ZM72 9V10H73ZM96 9H97V11H98V8L96 7ZM95 9V10H96ZM120 9V8H119ZM139 9V10H138ZM211 9H212V7H211ZM210 8H209V10H211ZM32 10V9H31ZM50 10V9H49ZM61 10V9H60ZM88 10V9H87ZM94 10V11H95ZM100 10V9H99ZM130 9H129V7H128V9H126V11H129ZM145 10V9H144ZM246 10V11H245ZM58 11V10H57ZM70 10L68 9V12H69ZM84 11H86V10H84ZM122 11H124V10H122ZM236 11H235V13H236ZM244 11V12H243ZM15 12V11H14ZM88 12V11H87ZM110 12V11H109ZM2 13H4V14H6L5 12H2ZM61 13V12H60ZM79 13V12H78ZM101 13V12H100ZM140 13V12H139ZM138 13V14H139ZM234 13V12H233ZM54 14V13H53ZM59 14V13H58ZM67 14V13H66ZM69 14V13H68ZM85 14V13H84ZM87 15L86 16H88V18L87 19H89V15H88V13H86ZM108 14V13H107ZM137 14V15H138ZM177 14V13H176ZM225 14V13H224ZM223 14V15H224ZM232 14V13H231ZM244 16H243V15ZM0 15H1V12H0ZM17 15V14H16ZM25 16V13H23L22 14V18ZM27 15H29V14H27ZM102 15V14H101ZM113 15V14H112ZM133 15V14H132ZM147 15V14H146ZM161 15V14H160ZM160 15H158V16H160ZM222 15V16H223ZM225 15V16H226ZM20 16H21V14H20ZM128 16L129 15H127V21H128V19H130V18H132V16L131 17H129L128 18ZM151 16V15H150ZM164 16H165V14H164ZM224 16V17H225ZM229 16H230V14H229ZM6 17H8V16H6L5 15V18ZM29 17V16H28ZM27 17V18H28ZM45 17V16H44ZM51 17H53V15H51ZM59 17H60V14H59ZM62 17V16H61ZM71 17V16H70ZM140 17V16H139ZM138 17V19L140 20V18ZM141 17H144V15L142 16L141 15ZM156 17H157V15H156ZM161 17V16H160ZM174 17V16H173ZM221 17V16H220ZM231 17V16H230ZM245 17V18H244ZM9 18V17H8ZM7 18V19H8ZM24 18H26V17H24ZM30 18H32V16H30ZM55 18V17H54ZM105 18L106 17H104V23H107L106 22V20H105ZM125 18V19H126ZM144 18H146V17H144ZM159 18V17H158ZM162 18V17H161ZM166 18V17H165ZM164 18V20H165V22L164 21H162L163 23H162V25L163 24H165V25H163V28L164 27H166V28H164L163 30H170V26H169V23H171V21H172V23H174V25L175 26H179L178 25V19H172L171 20V18L170 19H168V21H166V19ZM226 18V17H225ZM232 18H233V16H232ZM43 19V18H42ZM86 19V20H87ZM160 19V18H159ZM158 19V20H159ZM234 19V18H233ZM245 19V20H244ZM4 19H2L1 21H3ZM10 21V25H12V23H11V19H9ZM19 20H20V18H19ZM26 20V19H25ZM54 20V19H53ZM92 20H94V19H92ZM107 20H108V18H107ZM142 20H143V18H142ZM235 20H233V21H235ZM21 22H19L20 23V25L22 26V25H25L24 24V22H23V24H22V19L20 20ZM39 21V20H38ZM87 21H89V20H87ZM103 21H101L102 23H103ZM115 21V20H114ZM127 21H125V22H127ZM129 21H132L131 19L129 20ZM157 21V20H156ZM161 21V20H160ZM242 21V22H241ZM100 22V21H99ZM109 22V21H108ZM212 22V21H211ZM213 22V23H214ZM5 23H7V22H5ZM101 23V24H102ZM103 23V24H104ZM110 23V22H109ZM157 23H158V21H157ZM160 23V22H159ZM208 23V22H207ZM242 23H244L245 24V26L246 27H244L245 29V31L244 30H242L243 29V27H242ZM9 24V23H8ZM32 25H33V23H31ZM34 24H35V21H34ZM3 25H6V24H4V22H3ZM39 24H37L36 23V28H34V32L36 33V36H37V34H38V36L37 37H39L40 35V37L39 38H41L42 36V38H44L45 36H44V34L46 35V33L50 30V26H44V28H43V26H41V27H39L38 26ZM88 25H89V22H88ZM90 25H91V23H90ZM105 25V24H104ZM223 25V24H222ZM230 25V26H229ZM13 26V25H12ZM18 27H19V25H17ZM35 26V25H34ZM95 26V25H94ZM106 26V25H105ZM104 26V27H105ZM157 26H158V24L155 26L156 28H157ZM173 27V28H177V27ZM207 26H209V25H207ZM213 26V25H212ZM14 27H15V29H17L18 30V27H16V25H14ZM23 27V29H21L20 27V29H19V33L21 32H24V36H25V34H26V31L24 30V26H22ZM26 27V26H25ZM38 27L42 30V32L40 31L39 32V29H38ZM45 27L47 28V29H45ZM50 27V28H49ZM107 27V26H106ZM128 27V26H127ZM137 27V26H136ZM48 28H49V30H48ZM77 28V27H76ZM93 28V27H92ZM109 28H111V27H109ZM113 28V27H112ZM112 28L110 29L111 30V32H110V30H109V32H108V35H106L105 34V32H103V31H101V30H106V29H108V28H105V29H102V27H101V30H99L100 31V34L101 33H104V34H102L101 35V37H97L96 35H94L95 37H96V39H95V41H96V43L95 44H97V48H102L103 46H107V49H109L111 46H113V44H114V42L116 41V39L118 38V36L116 35H114L115 33H113V31H114V28H113V31H112ZM158 30H155L156 32L155 33H158V32H160L161 30H162V26H161V24H159V26H158ZM209 28H211V27H209ZM217 28H215V26H214V29L216 30ZM234 28V29H233ZM247 28V29H246ZM45 29V30H44ZM78 29V28H77ZM77 29H74V30H77ZM86 29H88V28H86ZM128 29V28H127ZM138 29V28H137ZM136 29V30H137ZM147 29H148V27H147ZM206 29H207V27H206ZM213 29V30H214ZM24 30V31H23ZM35 30H37V31H35ZM47 30V32L45 33V31ZM71 30H73V29H71ZM211 30V29H210ZM241 30V31H240ZM246 30H247V32H246ZM116 31V30H115ZM129 31V30H128ZM131 31V30H130ZM129 31V32H130ZM151 31V30H150ZM149 31V32H150ZM167 31V32H168ZM209 31V30H208ZM44 32V33H43ZM133 32V31H132ZM135 32V31H134ZM145 32H146V30H145ZM212 32V31H211ZM224 32V33H225ZM232 32V31H231ZM244 32H246L247 34H245V36L247 37V35H248V42H246V40H245V38L246 37H244V35H242V33ZM0 33H2V31L0 32ZM41 33H43V35L41 34ZM76 33L78 34V33H80L78 30L76 31ZM83 33V32H82ZM88 33H91V32H88ZM95 33V32H94ZM107 33V32H106ZM161 34L162 33H164L163 31L162 32H160ZM173 33V32H172ZM99 33H98V35H100ZM146 34V33H145ZM152 34V33H151ZM159 34V33H158ZM166 35H168L169 36V33L167 34V33H165ZM171 34V33H170ZM217 34V33H216ZM226 34V33H225ZM229 34V32L226 34V35H228ZM233 34V33H232ZM239 34V35H238ZM23 35V34H22ZM80 35V34H79ZM147 35H148V33H147ZM150 35V34H149ZM172 35H174V33L172 34ZM210 35H211V33H210ZM209 35V36H210ZM214 35V34H213ZM234 35V34H233ZM1 36V35H0ZM92 36V35H91ZM94 36H92V37H94ZM160 35H158V37H159ZM165 36V35H164ZM236 36H234V37H236ZM2 38L4 37V36H1ZM80 37H82V36H80ZM92 37H89V38H84V36H83V38H81L82 39V41H81V39H80V41L81 42H79L78 43V45H76V46H72L69 50H71L70 52L73 54V57L74 56H76V55H78V56H80V57H82V56H84L85 58H87L88 59V57L90 56V46H91V44L89 43V40H92L93 38ZM146 37V36H145ZM148 37V36H147ZM162 37H163V34H162ZM170 37H171V35H170ZM170 37H167L166 36V38H169L168 39V41H169V46H170V44H171V46L173 45V40L170 38ZM206 37V36H205ZM216 37H217V39H216ZM2 38H0V39H2ZM4 38H6V37H4ZM91 38V39H90ZM165 37H163V39H164ZM239 38V37H238ZM159 39V38H158ZM206 39V38H205ZM235 39V38H234ZM18 40H19V45H21L22 44V41H21V38H18ZM75 40V39H74ZM148 39H144V41H147ZM164 40H166V39H164ZM164 40H162V42H161V44L163 43V41ZM170 40H172L171 41V43H170ZM215 40H217V42L215 41ZM237 40V39H236ZM57 41H58V44H60L59 46H60V48H62V49H64L65 47H66V45H67V40H66V38H64L63 36H58V38H57ZM75 41H77V40H75ZM178 41V40H177ZM177 41H176V43H177ZM207 41V40H206ZM206 41H205V44H206ZM215 41V42H214ZM165 42V41H164ZM167 42V41H166ZM77 43V42H76ZM75 43V44H76ZM175 43V44H176ZM178 43H179V41H178ZM220 43V42H219ZM218 43V44H219ZM158 45L156 46L157 48H158V50L160 51V49L161 48H163L164 47V44L160 47L159 46V42L157 43ZM160 44V45H161ZM166 44V43H165ZM153 46V45H152ZM169 46L167 45L166 47L168 48V50L170 49L169 48ZM160 47V48H159ZM174 47V46H173ZM176 47H178V50H180L181 49V51H179V52H177V53H181V54H177V55H182V54H184V55H182V56H180V58H190V56L188 57V56H186L187 55V53L185 54V53H182V48H181V45L180 44H178ZM224 47V48H223ZM165 48V47H164ZM166 48V49H167ZM6 50V52H12L13 51V43H11V41L8 39L7 41L6 40H4V41H0V51L1 50ZM66 49V48H65ZM174 49V48H173ZM176 49V48H175ZM183 49H185V48H183ZM204 49V50H205ZM157 50V51H158ZM163 50V49H162ZM161 50V51H162ZM177 50V49H176ZM160 51V52H161ZM170 51V50H169ZM185 51V50H184ZM155 52H156V50H155ZM155 52H154V54H155ZM159 52V53H160ZM176 52V51H175ZM158 53V52H157ZM159 53H158V55H159ZM162 53V52H161ZM160 53V54H161ZM164 53H166L165 51H164ZM206 53H208V54H210V55H208V56H206ZM225 53V54H224ZM227 53V54H226ZM241 53V54H240ZM11 54V53H10ZM48 54V53H47ZM49 54H51V53H49ZM169 54V53H168ZM221 54V55H220ZM224 54V55H223ZM242 55L243 57L242 58H240V55ZM13 55V54H12ZM110 55H111V53H110ZM158 55L156 54V57L159 59V57H158ZM166 54H164V56H165ZM171 55H173V54H171V52H170V55H167V56H169V57H167V56H165L164 58L165 59H167V58H169V59H167V60H169V61H172L173 59H174V55H173V58L172 57H170ZM189 55V54H188ZM195 55V54H194ZM194 55H192V56H194ZM215 55H217V56H215ZM14 56V55H13ZM28 56V55H27ZM109 56V55H108ZM114 56H116V55H114ZM160 56V55H159ZM191 56V57H192ZM197 56V57H198ZM213 56V57H212ZM221 56V58L219 59V57ZM223 56V57H222ZM224 56H227V57H224ZM25 57V56H24ZM32 57H33V55H32ZM201 57V58H202ZM206 57H207V59L209 58L210 59V61L212 62V61H216V63L218 64H216V63H214V62H212L211 64H209L208 63V61H209V59H208V61H206L207 59H206ZM238 57V58H237ZM251 57V58H250ZM262 57V58H261ZM20 58V57H19ZM18 58V59H19ZM74 58H77V57H74ZM73 58V59H74ZM116 58H117V56H116ZM163 58V57H162ZM171 58V59H170ZM179 58V57H178ZM179 58V59H180ZM233 58H236V59H233ZM249 58V59H248ZM253 58V59H252ZM15 59V58H14ZM36 59V58H35ZM120 59V58H119ZM119 59L118 60H116V61H119ZM217 59V60H216ZM230 59H232V60H230ZM240 61H239V60ZM20 60V59H19ZM22 60V59H21ZM24 60V59H23ZM29 60V59H28ZM31 60V59H30ZM32 60L33 61H35L36 62V60H34V58H32ZM41 60V59H40ZM39 60V61H40ZM49 60V59H48ZM167 60H165L166 62H168ZM190 60H192L191 62H194L195 63V60H194V58L192 59H190ZM194 60V61H193ZM237 60V61H236ZM252 61V63L253 62H255V63H257V59L255 60V61ZM157 61V60H156ZM179 61V60H178ZM187 61V60H186ZM209 61V62H210ZM263 61V62H262ZM13 61H11V63H12ZM15 62H17V61H15ZM25 62V61H24ZM23 62V63H24ZM58 62V61H57ZM61 62V61H60ZM182 62V63H181ZM249 62V63H248ZM259 61H258V63H260ZM10 63V64H11ZM20 63V62H19ZM41 61H40V65H41ZM59 63V62H58ZM79 63H81L80 61H79ZM180 64H184V66H186V63L187 62H184V59L181 61V59H180V62H179ZM190 63V62H189ZM188 63V64H189ZM197 63H199V62H196V64ZM9 64V63H8ZM29 64V63H28ZM35 64V63H34ZM36 64H37V62H36ZM65 64V63H64ZM70 64H72V63H70ZM76 64V63H75ZM78 64V63H77ZM82 64V63H81ZM173 64H175V63H173V61H172V65ZM180 64H178V66L180 67ZM201 64V63H200ZM223 64V65H222ZM221 64V66H219V68H220V70H225L226 69V67H225V65H227V67H228V65H231V64H226L225 63V65H224V62ZM7 64H5V66H6ZM15 66H16V64H14ZM45 65H46V63H45ZM55 65H56V63H55ZM54 65V66H55ZM67 65V64H66ZM103 65V64H102ZM172 65H171V67H172ZM175 65H177V63L175 64ZM175 65H173V67L175 66ZM1 66V65H0ZM4 66V65H3ZM3 66H1V67H3ZM12 66H13V63H12ZM19 66V65H18ZM20 66H22V65H20ZM26 67H27V64L25 65ZM31 66V65H30ZM51 66V65H50ZM68 66V65H67ZM75 66V65H74ZM82 66V65H81ZM86 66V65H85ZM88 66V65H87ZM198 66V65H197ZM200 66V65H199ZM9 67V66H8ZM43 67V66H42ZM41 67V69L42 70H40V73H39V71L36 73V71L35 70H33L32 69V67H31V69H32V73L31 74H33V75H31V76H33L34 77V75H36V77H39V78H42V76H47V75H45V72H42L44 69ZM61 67V66H60ZM66 67V66H65ZM77 67V66H76ZM75 67V68H76ZM82 67H84V66H82ZM81 67V68H82ZM159 67V66H158ZM176 68H177V66H175ZM193 67H194V65H193ZM193 67H189L190 69H194ZM215 67V66H214ZM223 67V68H222ZM23 68V67H22ZM28 68H30V67H28ZM27 68V69H28ZM34 68V67H33ZM36 68V67H35ZM57 68V67H56ZM55 68V69H56ZM71 68V67H70ZM80 67H78L77 69H79ZM79 69V70H82V69ZM91 68V67H90ZM102 68V67H101ZM160 68V70H164L163 69V67L162 66H160L159 67ZM197 68V67H196ZM222 68V69H221ZM2 69V68H1ZM30 69V70H31ZM38 69H40L38 66H37V70ZM47 69V68H46ZM52 69V68H51ZM88 69H89V67H88ZM106 69H108V68H106ZM137 68H135V70H134V72H137V70H136ZM185 69H186V67H185ZM199 68H197V70H198ZM6 70V69H5ZM14 70V69H13ZM12 70V71H13ZM29 70V69H28ZM29 70V71H30ZM48 70V69H47ZM53 70V69H52ZM57 70V74H59V73H61L62 72V70L63 71H65L64 69H60L59 70V68H57L56 69ZM84 70H86V68L84 69ZM179 70V69H178ZM180 70H181V72H185L186 70H184L183 71V69L182 68H180ZM196 70V71H197ZM211 70V69H210ZM28 71V72H29ZM44 71H46V70H44ZM58 71H59V73H58ZM69 71V70H68ZM88 71V70H87ZM86 71V72H87ZM92 70H90V74H89V76L91 75V72ZM105 71V70H104ZM227 71V70H226ZM226 71H225V73H226ZM2 72V71H1ZM8 72V71H7ZM7 72H5V76H4V72H3V74L2 73H0L1 75H3L4 76V78L6 77V76H8V77H11V76H13V75H11L12 73L10 72V74L8 73L7 74ZM70 72V71H69ZM74 72H76V71H73V73ZM111 72H112V70H111ZM133 72V73H134ZM165 72H167V71H165ZM192 72V71H191ZM199 72V73H200ZM222 72V71H221ZM220 72V76L222 75V73ZM13 73H15V72H13ZM25 73V72H24ZM30 73V72H29ZM36 73V74H35ZM39 73V74H38ZM55 73V72H54ZM64 73V72H63ZM63 73L61 74V75H63ZM72 73V74H73ZM82 73V72H81ZM81 73H79L78 71L75 73V77H76V79L75 80H78L79 78L78 77H80V80L82 81H79L78 80V82H80L81 84L82 83H89L90 82V80H91V78H90V80L89 81H87L86 82V78L88 77L87 75H88V73L89 72H87V75H85L86 73L85 72H83L84 73V77H83V73L81 74ZM114 72H112V73H110V75L111 74H113ZM186 73V72H185ZM188 73V72H187ZM194 73H196V72H194ZM194 73H192L193 75H194ZM44 74V75H43ZM65 74V73H64ZM69 74V73H68ZM71 74V73H70ZM79 74V75H78ZM82 76H81V75ZM92 74H94V73H92ZM96 75L98 74V73H95ZM104 74V73H103ZM107 74V73H106ZM125 74V73H124ZM132 74V71H130V75ZM167 74V73H166ZM169 74V73H168ZM191 74V75H192ZM201 74V73H200ZM199 74V75H200ZM11 75V76H10ZM15 75V74H14ZM60 75V74H59ZM58 75V76H59ZM72 75V76H73ZM98 75H100V74H98ZM102 75V74H101ZM113 75H115V74H113ZM112 75V76H113ZM128 75V74H127ZM132 75H134V74H132ZM196 76H197V74H195ZM53 76V75H52ZM57 76V77H58ZM65 76H66V74H65ZM65 76H60V77H65ZM71 76V78H73ZM78 76V77H77ZM87 76V77H86ZM104 76H106V75H104ZM112 76H110L111 78H112ZM137 76V75H136ZM139 76V75H138ZM168 76V75H167ZM169 76H170V78H171V75L169 74ZM187 76H190V75H187ZM195 76V77H196ZM204 75H202V77H203ZM27 77H29V76H27ZM33 77H30V78H33ZM55 77V76H54ZM67 77H70V76H67ZM67 77H65V78H67ZM91 77H96V76H94V75H92ZM97 77H99V76H97ZM101 77V76H100ZM103 77V76H102ZM109 77V76H108ZM114 78L116 77V75L115 76H113ZM147 77V76H146ZM172 77H174V76H172ZM85 78V79H84ZM34 79V78H33ZM35 79H37L36 81H41V80H43V79H38V78H35ZM70 79V78H69ZM84 79V80H83ZM98 79V78H97ZM106 79H109V80H111L110 78H106ZM129 79V78H128ZM1 80V79H0ZM94 80H95V78H94ZM93 80V81H94ZM57 81H60V79H58ZM70 81V82H69ZM69 81H67V83L69 84H67V86H65V88L67 87V90H68V88H69V90L68 91H70V93H71V85H75V83H78L77 81L75 82L74 81V79L72 80V81H74V82H72L71 81V79L69 80ZM85 81V82H84ZM92 81V80H91ZM42 82V81H41ZM72 82V83H71ZM94 82H96V83H94ZM94 82H90L91 84H98V86H99V81L97 80H95ZM102 82V81H101ZM101 82H100V87H101ZM104 82V81H103ZM118 82V81H117ZM74 83V84H73ZM106 83H107V81H106ZM110 83V82H109ZM129 83H130V81H129ZM0 84H1V82H0ZM61 84V83H60ZM80 84V85H81ZM90 84V85H91ZM111 84H112V81H111ZM115 84V83H114ZM77 85V84H76ZM89 85V86H90ZM103 85V84H102ZM117 85V84H116ZM122 85V84H121ZM154 85V84H153ZM51 86H53V85H51ZM93 86V85H92ZM97 86V85H96ZM97 86V87H98ZM112 86V85H111ZM120 86V85H119ZM134 87H135V85H133ZM148 86V85H147ZM200 86H202V85H200ZM205 86H207V87H205ZM205 86H202V88H200V89H197V91L195 90V93L194 94H196V96L197 97H199V99H203L202 101H204V99H205V101L204 102H206V104L208 103L206 100H211V99H217L216 101H218V102H220V101H225V103H226V105L227 104H234L235 105V102L236 101H234L235 99H233V97H230V99L228 98V96H230L229 95V93H227V98L225 99V97H223L222 96V94L221 95H219V93H220V91L219 90H217V88L215 89L213 86H209V84L208 85H205ZM54 87V86H53ZM61 87H63V86H61ZM72 87H75V86H72ZM77 87H79V88H77ZM76 88L78 89V90H80V87L81 86H79V83H78V86H77ZM88 86H87V84H86V86H85V88L83 87V85H82V88L81 89H83V90H85L86 88H87ZM109 87V86H108ZM108 87H106L105 89H108ZM134 87H131L132 89L134 88ZM139 87V86H138ZM137 87V88H138ZM209 87V88H208ZM64 88V89H65ZM75 88V89H76ZM89 88H91L90 89V91L91 92H93V94H94V89H96V88H92L91 86L89 87ZM89 88H88V92H90L89 91ZM103 88V87H102ZM204 88V89H203ZM212 88H214L215 90H216V92H214V94H213V92H212V90L213 91H215L214 89H212ZM1 89V88H0ZM75 89L73 90V93H74V95L77 93V94H81V92L83 91H77V89H76V91H75ZM92 89H93V91H92ZM101 89V88H100ZM130 89V88H129ZM128 89V90H129ZM196 89V88H195ZM4 90V89H3ZM6 90V89H5ZM65 91V90H63L62 92H64V97H65V93L67 92V94H68V91ZM97 90H99V89H97ZM135 90V89H134ZM203 90V92H201ZM205 90V91H204ZM221 90V89H220ZM87 91V90H86ZM86 91L84 92V93H86ZM99 91H103L102 89L101 90H99ZM99 91H97L98 93H99V96H101V94H103L104 96H105V94H107L108 93V95H112V93H110L109 94V91L108 90H104V92H105V94L102 92V93H100ZM106 91H108L107 93H106ZM124 91H126L127 92V90H124ZM218 91V92H217ZM226 91V90H225ZM0 92H2V91H0ZM14 92H16V91H14ZM11 93V94H13V95H8V93L7 92H4V93H2V94H4V95H0V99L2 98V100H3V107H2V110H6V108H8V109H11V107H14V104L17 102V101H19L20 100V98L22 97V96H20V95H23V94H21V93H19L18 91L16 92L17 93V95L15 94V93ZM82 92V93H83ZM113 92V91H112ZM121 92V91H120ZM140 92V91H139ZM138 91L137 92H135V94L136 93H139ZM185 92V91H184ZM198 92V93H197ZM230 92V91H229ZM20 95H19V94ZM73 93L71 94L72 96H71V99L70 100H72V97H74V95H73ZM83 93V94H84ZM114 93V92H113ZM119 93V92H118ZM182 93V92H181ZM209 93H210V97L211 96H213V97H208L209 96ZM212 93V94H211ZM77 94H76V96H77ZM88 94H90V93H88ZM96 95H97V93H95ZM122 95H120V94H118L117 96H121V98L120 97H118V98H120L121 100H120V102L121 103H123V102H125L124 101V97H123V92L121 93ZM164 94V93H163ZM208 96H207V95ZM231 94V93H230ZM61 95V94H60ZM63 95V94H62ZM61 95V96H62ZM82 95V94H81ZM96 95H93L94 97L96 96ZM124 95H126V93L124 94ZM129 95V94H128ZM141 95V94H140ZM146 95V94H145ZM148 95H149V93H148ZM165 95H168L169 96V94H165ZM170 95H171V93H170ZM179 95H181L182 96V94H179ZM178 94H177V96H178V98L180 99L181 97L179 96ZM185 95V94H184ZM205 95H206V97H205ZM224 95V94H223ZM24 96V95H23ZM67 97H70V95H66ZM92 96V97H93ZM104 96H103V99H104ZM150 96H152V93L150 94ZM164 96V95H163ZM172 96V97H171ZM170 97H167V96H164V97H167L166 99L167 100H171V98H173V95H171ZM193 96V95H192ZM196 96H193V97H195L196 98ZM203 96V97H202ZM215 96H216V98H215ZM84 97V96H83ZM83 97H81V98H83ZM110 97V96H109ZM134 98H135V96H133ZM148 97V96H147ZM147 97H145V98H147ZM163 97V98H164ZM184 97V96H183ZM201 97V98H200ZM205 97V98H204ZM224 99H223V98ZM113 98V97H112ZM116 98V97H115ZM117 98V99H118ZM124 98V99H123ZM133 98V99H134ZM162 98V97H161ZM168 98H170V99H168ZM176 98V97H175ZM175 98H174V101H178L177 103H178V106H179V108L182 110H179V108H177L178 106H177V103L175 104H171L170 105V102L169 101H167L166 103H165V101L163 102L162 101V105H163V103H165V104H168V105H170V106H172V105H176V109L177 110H175V109H173V111H171L169 108L167 109V107L166 106H162L161 107V109H160V106H161V104L159 105V106H157V107H159V109H160V111L158 110V112H160V113H162V114H160V113H158L157 112V114H155V116L156 117H152L153 115L151 114L150 115V113H153L154 111L152 110V107H154L155 108V106H151V104H150V106H146V104L144 105V106H146V107H150L151 108V110H152V112L151 111H149L148 110V112H146V113H149L148 114V116H150V118L148 117V116H146V118H147V120L149 121V119H152L153 120V122H151V123H155L156 122V124L154 125V127H153V125L151 126V124H150V121H152V120H150L149 121V123H148V121H146V119H143V117L141 116V114H139V118L140 117H142L140 120V123H138V125L139 126H141V123H142V121L143 120H145L144 122L145 123H143V124H145V125H143L142 124V126H143V128H139V126L137 125V122L139 121V118H137V119H133L134 117H135V114H134V116H133V118L131 117V119H132V121L134 120L135 121V125H134V127H133V129L135 130V126L137 127V132L135 131H133V129H131V131L130 132H132L133 131V133H136L137 135H141L142 133V139L140 138H137V139H139V140H141V143H140V141H138V143H137V145L135 144V145H133L132 143H130V148L129 149H135L136 148V150H137V152L138 153H136L137 155V157L138 158H144V157H148V158H144V159H142V161H146V160H151V157H153L152 158V162L153 161H155V159H156V162H160V161H158V160H161V158L160 157H158V160H157V158H156V156H154V155H156V154H158V153H162V152H164L165 151V149L166 150H171L172 152H170V153H168V152H164V154H165V156L167 155L168 157H171L172 156V154H174V149L172 150V148L174 147H176L177 148V150H175L176 151V153H178V150H180L181 148H182V146L181 145H179V144H175L176 142H174V140H175V138L173 137V139L171 138L170 140H167V139H169L170 137L169 136H167V135H169L172 131L170 130H168V129H171V128H174V127H176L177 126V128H175V130L177 131V129H183V128H185V131L184 132H186V130L188 131V132H186L185 133V135H186V139L188 140V141H186V143H187V145H189L190 147V151L191 152H194V151H198V150H200L201 148H204V147H207V145L208 144H210L212 141H213V139L212 140H208L206 137H205V135L207 136V132H202V131H204L207 127H209L208 129L210 130V128H211V126H206L205 124H203L202 126H203V128H205L204 130H203V128H201L202 129V131L201 132H199L198 131V134H203V137H201V135H198V134H196L197 133V130L198 129H200V128H195V126L194 127H192L191 126V128H193V129H190L189 128V126H190V123H192V119L195 117V116H197V115H199L200 114V112H201V110H199V109H197V108H199V107H201L200 106V104L202 105L203 103H201V102H197V104H196V107L194 108V112H195V115H194V113H193V106H192V108L190 107V104H191V102H189L190 104L188 105L190 108H189V111H191V115L189 114L190 112L189 111H187V109H188V107H187V104L185 103V101H184V104H182V99H180V100H175ZM221 100H220V99ZM19 99V100H18ZM21 99H24V97H22ZM77 99V98H76ZM80 99V98H79ZM123 99V100H122ZM141 99H143V100H141ZM141 99L139 100V98L137 99V97L135 98V100H137V101H132V100H130L131 101V105H132V108H131V106H129V107H127V109L129 108H131L130 110H131V112L132 111H134L133 110V108H138V105H134V107H133V104L135 103V104H137L138 102H139V107H140V102H144V101H146V99L144 100V98H142V95H141ZM185 99V98H184ZM197 99V98H196ZM78 100V99H77ZM85 100H87V99H85ZM96 100V99H95ZM149 99H147V101H148ZM154 100H155V98H154ZM164 100H165V98H164ZM186 100V99H185ZM198 100V99H197ZM208 100V101H209ZM73 102H75V100L73 99L72 100ZM129 101V102H130ZM193 101H194V99H193ZM199 101V100H198ZM201 101V100H200ZM212 101V100H211ZM210 101V102H211ZM0 102H2L1 100H0ZM87 102V104H90V103H88L89 101L87 100L86 101ZM95 102H97V101H95ZM119 102V103H120ZM133 102V103H132ZM150 102H151V100H150ZM154 102V101H153ZM157 102V101H156ZM181 102V104H179ZM209 102V103H210ZM76 103H77V101H76ZM94 103V102H93ZM152 103V102H151ZM171 103H173V102H171ZM105 104H107V103H105ZM113 104V103H112ZM114 104H116V102L114 103ZM118 104V103H117ZM116 104V105H117ZM126 104V103H125ZM152 104H154V103H152ZM195 104V103H194ZM193 104V105H194ZM199 104V105H198ZM232 104V105H233ZM16 105V104H15ZM82 105V104H81ZM110 105V104H109ZM108 105V106H109ZM127 105V104H126ZM183 105L185 106V108L183 109ZM225 105V106H226ZM100 106V105H99ZM115 106V105H114ZM118 106V105H117ZM117 106H115V108L117 107ZM144 106H142V107H144ZM227 106H229V105H227ZM102 107V106H101ZM119 107V106H118ZM120 107H122V106H120ZM120 107L119 108H116V111H120V114L122 113V109H120ZM141 107V108H142ZM172 107H175V106H172ZM223 107V106H222ZM72 108H73V106H72ZM166 108V109H165ZM187 108V109H186ZM229 108H230V106H229ZM229 108H225V110L226 109H229ZM68 109V108H67ZM70 110H71V108H69ZM68 109V110H69ZM74 109V108H73ZM79 109H80V107H79ZM82 109V108H81ZM96 109V108H95ZM99 109H101V108H99ZM119 109V110H118ZM124 109V108H123ZM126 109V110H127ZM147 109V108H146ZM145 109V110H146ZM197 109V110H196ZM69 110V111H70ZM110 110H112L111 108H110ZM125 110V112L123 111V113L125 114V113H128V111H126ZM136 110V109H135ZM139 110H142V109H139ZM165 110V111H164ZM180 112H179V111ZM198 110L200 111L199 113H197L198 112ZM71 111H73V110H71ZM75 111V110H74ZM103 111V110H102ZM106 111V110H105ZM104 111V112H105ZM147 111V110H146ZM162 111H164V113L162 112ZM171 111V112H170ZM176 111L178 112L177 113V115L175 116V114H176ZM197 111V112H196ZM91 112V111H90ZM130 112V113H131ZM186 112H187V114H186ZM5 113H6V111H5ZM137 113H140V111H138L137 110ZM167 113V114H166ZM175 113V114H174ZM95 114V113H94ZM111 114V113H110ZM124 114H121V118H118V117H120L119 116V114H118V117L117 118H113V120H114V122H110V118L109 117H111L110 115H109V117H108V122H106L108 125H110V127L108 126H106L107 124H105V120L107 119L106 117H105V119H104V121L102 122V121H100L99 123L102 125V124H104L105 126H104V128H103V125H102V127H101V125L100 124H97V125H99V126H97V128L99 127H101L102 128V130H101V128H100V130H101V132L100 131H98L97 130V134H95V136H97V137H95L93 134H92V136H94V138H93V140H95V142H96V144H98L99 143V146L101 145V142L103 141L101 138H103L102 136H103V134H104V136H107L108 135V133H109V136H111L110 134H112V135H115L114 133H115V131H118V130H115V129H118L117 127H119L120 126V124H121V126H122V124L124 123L123 121H124V119L125 120H127L128 119V117H129V114H128V117L126 116L127 114H125V116H124ZM171 114H174L173 116L171 115ZM183 114H185V115H183ZM189 114V116H190V118L189 117H187V115ZM107 115V114H106ZM113 115V114H112ZM114 115H117L116 113L114 114ZM131 115V114H130ZM162 115V116H161ZM168 115V116H167ZM171 115V116H170ZM88 116V115H87ZM86 116V117H87ZM122 116L124 117V118H122ZM132 116V115H131ZM137 116H138V114H137ZM159 116V117H158ZM192 116H193V118H192ZM89 117H90V115H89ZM93 117V116H92ZM152 117V118H151ZM167 117V118H166ZM180 118V120L178 119V118ZM77 118V117H76ZM78 118H80L79 116H78ZM78 118H77V120H78ZM104 118V117H103ZM149 118V119H148ZM156 118H159V119H156ZM163 118H165L166 120L164 121L163 120ZM197 118V117H196ZM81 119V118H80ZM90 119V118H89ZM119 121H118V120ZM121 119H123L122 121H120ZM143 119V120H142ZM167 119H168V121H167ZM170 119V120H169ZM172 119V120H171ZM182 119V120H181ZM81 120H83V119H81ZM98 120V119H97ZM112 120V119H111ZM129 120V119H128ZM136 120H138L137 122H136ZM157 120V121H156ZM184 120H185V122H184ZM194 120H195V118H194ZM194 120H193V122H194ZM84 121H85V119H84ZM87 121V120H86ZM115 121H118V123H116ZM130 121V120H129ZM159 121V122H158ZM161 121V122H160ZM177 121V122H176ZM186 124H184L183 122ZM189 121H191V122H189ZM79 121H77V124L79 125V123H78ZM121 122V123H120ZM163 122V123H162ZM175 122H176V124H175ZM188 122H189V124H188ZM197 121H195L194 122V124H196L197 125V127H198V123H196ZM252 122H253V120H252ZM75 123H76V120H75ZM75 123L73 124V126L75 125ZM95 123V122H94ZM111 123V124H110ZM131 123V122H130ZM129 123V124H130ZM170 123V124H169ZM180 123H181V126H183V127H179L180 126ZM117 124V125H116ZM118 124H119V126H118ZM148 124V126H146ZM150 124V125H149ZM165 124V125H164ZM175 125V126H173V125ZM178 124V125H177ZM183 124V125H182ZM188 124V125H187ZM251 125H253L252 126V129L251 128H248V129H246V126L248 127V126H250L249 124L248 125H244V124H241L242 125V127L240 128H238V127H236V129H234L233 128V130H235V133L234 134H238L240 131V133L238 134V135H240L241 133H243V132H248V134L250 135V134H252L253 133V135L254 136H258L257 134L259 133V132H261V133H259V136L258 137H260V134H264V133H262V131L264 132V128H263V130H262V128H260L258 125H259V123L257 122V123H254V124H252V123H250ZM256 124H257V126H256ZM77 125V126H78ZM165 127H164V126ZM170 127H168V126ZM172 125V126H171ZM208 125H211V124H209L208 123ZM215 125V124H214ZM76 126V125H75ZM93 126H95L94 124H93ZM115 128H114V127ZM125 126H127V125H124V128H125ZM157 126V127H156ZM161 126H163V127H161ZM185 126H188V128H189V130L185 127ZM150 127H153L154 129H152V128H150ZM168 129H167V128ZM254 127V128H253ZM68 128V127H67ZM74 128H76V127H74ZM107 128V129H106ZM109 128H110V130H109ZM119 128H121V127H119ZM128 128V127H127ZM145 128H147V130L145 129ZM150 128V129H149ZM157 128V129H156ZM162 128H163V130H162ZM165 128V129H164ZM91 129V128H90ZM106 129V130H105ZM129 129V128H128ZM138 129H139V131H138ZM155 129H156V131H155ZM197 129V130H196ZM239 129V130H238ZM241 129V130H240ZM23 130V132L21 131V132H18L19 130L17 129V132L19 133V134H22V136H20L19 135V137H22V139H24L25 137H24V135L26 134H24V132H25V130L24 129H22ZM40 130H41V128H40ZM96 130V129H95ZM107 130H108V132H107ZM123 130H126V128L125 129H123ZM122 130V131H123ZM140 130H141V132H140ZM146 130V131H145ZM148 130H151V131H153L152 133H149L150 131H148ZM167 130V131H166ZM174 130V131H175ZM193 130V131H192ZM243 130V131H242ZM69 131V130H68ZM90 132H92L91 130H89ZM89 131H86V132H89ZM162 131H163V133H162ZM207 131V130H206ZM79 132V131H78ZM104 132V133H103ZM105 132H107L106 134H105ZM145 132H147L146 134H145ZM159 132V133H158ZM161 132V133H160ZM166 132H168V133H166ZM190 132V133H189ZM196 132V133H195ZM251 132V133H250ZM62 133V132H61ZM85 133V132H84ZM103 133V134H102ZM127 133V132H126ZM164 133H166V134H164ZM30 134V133H29ZM31 134H37L36 132H34V133H31ZM30 134V135H31ZM64 134V133H63ZM69 134H72L71 132H69ZM76 134V133H75ZM90 136H91V134L90 133H88ZM99 134H100V136H99ZM102 134V135H101ZM121 134V133H120ZM149 134H151V135H149ZM159 134H161V135H163V136H160L159 137ZM172 134V133H171ZM188 134H190V135H188ZM205 134V135H204ZM62 135V134H61ZM77 135H78V133H77ZM86 135V134H85ZM164 135H165V137L167 138V137H169V138H165L164 137ZM175 135H177L178 136V138H180V139H178L179 140V142L181 143L182 141H180L181 140V136L179 137V134H176V133H173L172 134V136H175ZM91 136V137H92ZM107 137L106 139L107 140H109V138L110 137ZM122 136V135H121ZM155 136V138H153ZM158 136V137H157ZM171 136V137H172ZM251 136V135H250ZM24 137V138H23ZM63 138H64V135L62 136ZM74 137V136H73ZM87 137V136H86ZM85 137V138H86ZM112 137V136H111ZM120 137V136H119ZM123 137H124V139L126 140V138H125V136L123 135L121 138L123 139ZM127 137V136H126ZM138 137H141V136H138ZM144 137L146 138L145 140H143L144 139ZM148 137V138H147ZM188 137V138H187ZM256 137H254L255 139H256ZM77 138V137H76ZM89 137H87V139H88ZM119 139V141L118 140H116V141H118V143H120L121 141L120 140H122V139ZM131 138L133 139L134 137H132L131 135H130V137L128 136V139H130L131 140ZM150 138V139H149ZM153 138V139H152ZM202 138H206V139H202ZM253 138V137H252ZM253 138V139H254ZM65 139H67V137L65 138ZM72 138L70 137L69 138V140H71ZM78 139V138H77ZM83 139V138H82ZM81 139V140H82ZM97 139H100V140H97ZM105 139V140H106ZM157 139V140H156ZM176 139V140H177ZM68 140V139H67ZM74 140V139H73ZM85 140V139H84ZM97 140V141H96ZM102 140V141H101ZM134 140V139H133ZM133 140H131V141H133ZM155 140V141H154ZM90 141H92V140H89V142ZM124 141V140H123ZM130 141V142H131ZM136 141V139L134 140V142ZM147 141H149V143L147 142ZM151 141H152V143H151ZM172 141H173V143H172ZM71 142H72V140H71ZM82 142H85V141H82ZM95 142H93L92 141V147L90 146V148L91 149H89L90 150V152H92V149H94V147H95V149L97 150L98 149V147L99 146H97L96 144H95ZM103 142H106V141H103ZM103 142H102V144H103ZM171 142V144H169ZM91 143V142H90ZM114 143V148H115V146H116V144L118 145V143H116L115 144V142H113ZM125 143V142H124ZM124 143L123 144H121L123 147H124ZM189 143V144H188ZM72 144H74V142L72 143ZM76 144V143H75ZM80 144H81V142H80ZM79 144V145H80ZM83 144H85V143H83ZM83 144H81V145H83ZM94 144V145H93ZM126 144V143H125ZM134 146H132V145ZM144 144V145H143ZM181 144H183V143H181ZM255 144L256 143H250V144H248V145H243V146H241V147H239V148H237V150H232V152H231V150H230V156L229 157H210V158H205V159H203L201 162H199V163H197L196 165H194V166H192V167H190V168H188L187 170H175V169H170V170H167L166 171V168H165V171L164 172H162L161 174H159L158 175V178H156L157 179V184H158V192H160V193H162V199H163V201H162V203L160 202V200H159V196H158V192L157 191H154L153 192V194L151 193L150 195H152L153 196V199L151 198L150 199V197L148 198V199H150V202L152 201V200H156V203L155 204H157V208L159 207H161L162 206V204L163 205H165L166 206V204H165V201H167L168 202V204L170 203L172 206H173V212H174V208H175V211H177L176 213H178V215L176 216V220L175 221H177L176 223L177 224H179V223H182V221H184V219H187V220H185V227L184 228H182L183 229V232H188V234H189V232L191 233H193L194 231L196 232H198L199 230L201 231V232H204V233H206L208 236H210V238H212L213 240H218V242H220V243H222L224 240L223 239H227L226 241H228L230 244H236L238 241H240V240H244L245 238H247L248 237V235L246 234V233H242V234H238L234 229H230L229 228V226L230 225H235L236 224V222H237V218L236 217H231V213H232V211H235V212H237V214L238 215H244V216H248V212H246V210L248 209L249 211H250V214H249V216H260V215H263L264 214V199H263V197H264V190H263V188H264V152L260 155L259 154V152H258V146H255ZM76 145H78V142H77V144ZM76 145H74V146H76ZM121 145L120 146H118V147H120L121 149H122V147H121ZM181 147H179V146ZM68 146H70V145H68ZM88 146V145H87ZM87 146L85 147V148H87ZM108 146H109V144H108ZM108 146H107V148H108ZM111 146V145H110ZM138 146H140V148H138L137 149V147ZM178 146V147H177ZM117 147V146H116ZM62 148V147H61ZM65 148H66V146H65ZM78 148V147H77ZM79 148H81V146L79 147ZM82 148H84V146L82 147ZM81 148V149H82ZM113 148V149H114ZM119 148V149H120ZM94 149V151H96ZM116 149V148H115ZM124 149L125 148H123L122 150L124 151ZM71 150H73V149H70V151ZM79 150V149H78ZM77 150V151H78ZM110 150H111V148H110ZM122 150H120V153H118L119 151L116 149V150H114V152H116V153H118V154H116V155H120L119 157H120V160H118L119 158H115V156L116 155H114L113 154V156H111V159L114 157L115 158V160H114V158H113V160H111L110 158H108V160H106L107 158L105 157V156H102V158H104L103 160H104V166H102L103 168H105L104 170H103V168H98L97 167V169L96 170H98V172L96 171V180H95V177H94V179L93 180H95V182H94V184H95V186H97L99 183H101V185L99 184L97 187H99V188H103L106 184L105 183H107L108 182V180H109V178L110 179H115V177H116V175H117V173L119 174L120 172H121V168H120V164H119V162H121L122 160H123V151ZM202 150V149H201ZM76 151V149H74V152ZM77 151L75 152V153H77ZM118 151V152H117ZM122 151V152H121ZM65 152V151H64ZM67 152V151H66ZM73 152V151H72ZM73 152V154H75ZM78 152H80V150L78 151ZM130 153H131V150L129 151ZM61 153H63V152H61ZM96 153H98V155L96 154ZM127 154L128 155V159H125V163L124 164H126L125 166H126V168L129 170V169H131L130 168V165H131V163H132V165H133V161L134 162H136V163H134V164H138L137 163V160L135 159L136 157H133V156H131V154ZM133 153V152H132ZM257 153H258V155H257ZM66 154V153H65ZM78 154V153H77ZM92 154V153H91ZM101 154V153H100ZM99 154V152L98 151H96L95 152V155H97V156H99L100 155ZM163 154V155H164ZM169 154H170V156H169ZM60 155H62V154H60ZM68 155H70L69 153H68ZM110 155V154H109ZM126 155V156H127ZM130 155V156H129ZM133 155H134V153H133ZM76 156V155H75ZM12 157V156H11ZM70 157H72L73 158V155L72 156H70ZM130 157V158H129ZM150 157V158H149ZM68 158V157H67ZM132 158V159H131ZM160 158V159H159ZM221 158V159H220ZM66 159V158H65ZM117 159V160H116ZM109 161H110V163H109ZM128 161V162H127ZM162 161V160H161ZM107 162V163H106ZM112 162V163H111ZM123 162V161H122ZM150 162V161H149ZM130 163V165H128L127 166V164H129ZM110 164V165H109ZM112 164H114L113 166H112ZM117 164H119V165H117ZM108 165V166H107ZM131 165V166H132ZM110 166V167H109ZM110 170H108L107 168ZM113 167V168H112ZM133 167H134V165H133ZM250 167H254L253 169H254V174L256 175V177H257V180H259V181H261L260 182V184H261V187L258 185V183H249V182H247V183H243V181H242V174H243V172H242V169H244V168H250ZM114 168H115V170H117L118 168H120L119 169V172L118 171H116V174H115V170H114ZM117 168V169H116ZM135 168V167H134ZM229 168H233V174H230L229 173ZM94 169V170H95ZM102 169V170H101ZM107 169V170H106ZM112 169V170H111ZM106 170V171H105ZM114 170V171H113ZM100 171V172H99ZM102 172H104L103 174H102ZM111 172V173H110ZM114 172V174H112ZM125 173H126V171H125ZM129 173H131V172H129ZM100 174V175H99ZM111 175L112 176H115V177H111ZM155 175H156V173H155ZM93 176V175H92ZM97 176H98V178H97ZM120 176V175H119ZM125 176H127V175H125ZM104 177V178H103ZM127 177H129V176H127ZM237 177V178H236ZM106 178V179H105ZM117 179H118V181H120V177H116ZM144 177H141L140 179L142 180ZM238 178H240V179H238ZM100 179V180H99ZM234 179H237V180H239V182L237 181L236 182V180L234 181ZM146 180V179H145ZM148 180V179H147ZM150 180V179H149ZM101 181H104L103 183L101 182ZM115 181V180H114ZM218 181V182H217ZM230 181H232L231 183H230ZM133 182H134V180H133ZM98 183V184H97ZM108 183H110V185L112 184H114V182L112 181V180H109V182ZM137 183V182H136ZM136 183H135V187H138V186H136ZM138 183H139V186H142V187H144V182L143 181H140V180H138ZM134 184V183H133ZM108 185V184H107ZM109 185V186H110ZM111 185V187H113ZM115 185V184H114ZM119 185H120V183H119ZM138 185V184H137ZM106 187V186H105ZM104 187V188H105ZM215 187H217V189L215 188ZM119 188V187H118ZM141 188H139V190H140ZM193 189H195V192L193 191ZM36 190H38V191H41V187H38ZM68 191V190H67ZM116 192V191H115ZM25 198H27L26 200L27 201H29L28 202V204L30 203V205H33L34 204V198L32 197V195H28V197H27V195H25ZM161 199V200H162ZM76 200H77V198H76ZM154 200V201H155ZM165 200V201H164ZM197 200H201V202H199V201H197ZM147 201V200H146ZM149 201V200H148ZM148 201L146 202V208H147V206H148V204L150 205V203H148ZM77 202V201H76ZM153 202V201H152ZM151 202V203H152ZM148 203V204H147ZM144 204V203H143ZM153 204V203H152ZM150 205L151 207H153V205ZM169 204V205H170ZM79 206L78 207H80L81 205H82V203L80 202L79 204H78ZM77 206V205H76ZM106 206V205H105ZM140 206H141V204H140ZM138 208H139V205L137 206ZM145 206H143L142 208H144ZM149 207V206H148ZM76 208V207H75ZM86 208H88V207H86ZM96 208V207H95ZM101 208V207H100ZM103 208H105V207H103ZM150 208V207H149ZM81 209H82V207H81ZM81 209H79L78 211H81ZM94 209V208H93ZM152 209H154V208H152ZM151 209V210H152ZM96 210V209H95ZM150 210V209H149ZM148 210V212H150ZM154 210H156V209H154ZM77 211V210H76ZM96 211H98V210H96ZM143 211V210H142ZM145 211V210H144ZM147 211V210H146ZM146 211H145V213H146ZM153 211V210H152ZM139 212H141V211H139ZM154 212V211H153ZM152 212V213H153ZM101 213V212H100ZM152 213L150 212V214L148 215L149 217H150V215H152ZM157 213L158 212H155V215L157 216ZM74 214H75V212L73 213V217H74ZM91 214H93V216H95L94 215V213H92L91 212ZM95 214H96V212H95ZM104 214V213H103ZM159 214V213H158ZM76 216H77V214H75ZM136 215V214H135ZM138 215V214H137ZM136 215V218H135V216H134V220L135 221H132V223H134V222H139V220L140 219H142L143 220V218H142V215H138L137 216ZM71 216V217H72ZM141 217V218H137V217ZM153 216V215H152ZM155 216V217H156ZM242 216H240V217H242ZM15 217V216H14ZM23 217V216H22ZM21 217V218H22ZM70 217V218H71ZM19 217H18V215H17V217L14 219V220H16V219H18ZM21 218H19V221L21 220ZM25 218V217H24ZM152 218V217H151ZM175 218V217H174ZM23 219V218H22ZM27 219V218H26ZM91 219V218H90ZM147 219V218H146ZM68 220H70L69 218H68ZM79 219H77V221H78ZM89 220V219H88ZM97 220V219H96ZM137 220V221H136ZM142 220H140V222L142 221ZM152 220V219H151ZM17 221V220H16ZM22 222L23 221H25V219L24 220H21ZM74 221V220H73ZM76 222V221H75ZM130 222H131V220H130ZM139 222V223H140ZM173 222H174V220H173ZM17 223V222H16ZM19 223V222H18ZM17 223V224H18ZM79 223H81V220H79ZM85 223V222H84ZM21 224H24L25 226L28 224V221H27V224H26V222L25 223H21ZM77 224V223H76ZM76 224H75V226H76ZM82 225H83V223H81ZM135 224V223H134ZM137 225H138V223H136ZM169 224H171V223H169ZM18 225H20V224H18ZM24 225H22V227H24ZM29 225V224H28ZM78 225V224H77ZM136 225V226H137ZM176 225V224H175ZM175 225H172L171 224V229H172V231H173V233L175 234V231H176V234L179 232H181L182 231V229L180 228H176V226ZM21 226V225H20ZM74 226V225H73ZM72 226V227H73ZM80 226V225H79ZM77 227V226H76ZM81 227V226H80ZM87 227V226H86ZM138 227V226H137ZM136 227V228H137ZM180 227V226H179ZM25 228H27V227H25ZM75 228V227H74ZM77 229H78V227H77ZM77 229L76 230H73V232L74 231H77ZM235 232H234V231ZM79 231H81L80 229H79ZM92 231H94V230H92ZM91 231V232H92ZM72 232V233H73ZM88 232V231H87ZM89 232H90V230H89ZM45 233V232H44ZM80 233V232H79ZM83 233V232H82ZM96 233V232H95ZM98 233V232H97ZM96 233V234H97ZM81 234V233H80ZM88 234H90V233H88ZM83 235H84V233H83ZM93 235V234H92ZM92 235H89L90 237L92 236ZM181 235V234H180ZM74 236H75V234H74ZM178 236V235H177ZM184 236V235H183ZM187 236V235H186ZM80 237H82L81 235L79 236V238ZM84 237V236H83ZM87 237H88V235H86V237H84V238H86L87 239ZM101 237V236H100ZM75 238V237H74ZM73 238V239H74ZM83 238V239H84ZM92 238L93 237H91V238H89L90 239V241H92ZM95 238V237H94ZM174 238V237H173ZM184 238V237H183ZM85 239V240H86ZM89 239H87L85 242H87ZM96 239V238H95ZM101 239H102V237H101ZM176 239V238H175ZM212 240V241H213ZM74 241H75V239H74ZM76 241H78L77 240V237H76ZM80 241H82V243L84 242V240H80ZM89 241V242H90ZM95 241V240H94ZM172 241V240H171ZM175 241V240H174ZM176 241H178V240H176ZM96 243V242H95ZM81 244V243H80ZM79 244V245H80ZM89 244V243H88ZM87 244V245H88ZM94 244V243H93ZM93 244H90L89 246H94ZM97 244V243H96ZM175 244H177L176 242H175ZM179 244H181V242H179ZM183 244V243H182ZM77 245H78V243H77ZM84 245V244H83ZM99 245V244H98ZM80 246H82V245H80ZM85 246V245H84ZM91 246V247H92ZM177 246H178V244H177ZM177 246H175L176 248H177ZM182 245H180V247H181ZM79 246H74V244H73V248H74V250L76 249L77 250V248H78ZM80 248V247H79ZM95 248H96V245H95ZM179 248V247H178ZM81 249H85V247H83V248H81ZM87 249V248H86ZM85 249V250H86ZM175 249V248H174ZM75 250V251H76ZM85 250H83V251H85ZM92 250H94V247H92ZM176 250V249H175ZM65 251V250H64ZM88 251V250H87ZM94 251H96V250H94ZM68 252V251H67ZM78 252H79V249H78V251H77V255L75 254V256H74V253L71 255H69V256H66L67 258H71V257H73L74 258V260H75V258H76V256H78L79 254H84V252L83 253H79L78 254ZM69 253V252H68ZM87 254H88V252H86ZM91 253H93L94 255H92V256H94V258H95V253L96 252H91ZM178 253H179V251H178ZM176 251L174 252V254L175 255H177L178 254ZM63 254H67V253H61V256L62 257H65ZM87 254H85V255H87ZM90 254V253H89ZM88 254V255H89ZM263 254V253H262ZM84 255V256H85ZM179 255V254H178ZM182 255V254H181ZM71 256V257H70ZM91 256V254L89 255V257ZM180 256V255H179ZM62 257H60V259L62 258ZM65 257V258H66ZM78 257H81V255H79ZM181 257H183V256H181ZM67 258H66V260L64 259V261H66V262H64V263H68V260H67ZM84 258V257H83ZM91 258V257H90ZM184 258V257H183ZM77 259V258H76ZM80 259H82V257L80 258ZM93 259V258H92ZM99 259V258H98ZM62 260H63V258H62ZM71 260H72V258H71ZM94 260V259H93ZM105 260V259H104ZM77 261V260H76ZM76 261H73L72 260V262H76ZM80 261H83V260H80ZM88 262H89V259L87 260ZM97 261V260H96ZM71 261H69V263L71 264L72 263ZM78 262V261H77ZM84 262V261H83ZM91 262V261H90ZM89 262V263H90ZM95 262V260L94 261H92V263H90V264H93ZM108 262H109V260H108ZM112 262V261H111ZM63 263V264H64ZM79 263V262H78ZM87 263V262H86ZM100 263V262H99ZM106 263H107V261H106ZM54 264H57V263H54ZM59 264V263H58ZM62 264V263H61ZM75 264H77V263H75ZM96 264H98V262H96ZM102 264H103V262H102ZM109 264H110V262H109Z\"/></svg>", "mask_w": 264, "mask_h": 264}]
</instances>
